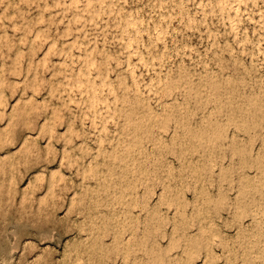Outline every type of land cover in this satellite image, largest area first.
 <instances>
[{"label": "rangeland", "instance_id": "rangeland-1", "mask_svg": "<svg viewBox=\"0 0 264 264\" xmlns=\"http://www.w3.org/2000/svg\"><path fill=\"white\" fill-rule=\"evenodd\" d=\"M12 1H14V3H12ZM18 1H21V0H18ZM212 1H214V2H212ZM215 1L216 0H191V2H190V0H174V1H172V0H85V1L84 0H54V1L53 0L52 1L51 0H42V1L39 0V3H38V0H35V1L34 0H30V1L26 0V2H25V0H23L21 2H17V0H6V1L0 0V5H3V7L0 6V30H1L0 31V40H1V42H0V44H1V46H0V59H1L0 60V116H1L0 117L1 118L0 119V264H122V263L127 264V262H128V264H131V263H133V264H142V263L145 264L146 261L154 264L153 262H155L156 260H158V262L156 261L155 264L159 263V260H160L159 264H164V262H165V264L166 263L168 264L169 262L171 264H173L174 260H176L174 264H177V263H179V264L180 263H182V264H209V263L210 264H218V262H219V264H235L234 262H236V264H241V263L242 264H247V263L248 264H261V263L264 264L263 263L264 262V253L262 254V252H264V243L260 244L261 242H264V237H263V235H264V227H263L264 226V220H263L264 219V211L262 212V210H264V199L263 200L261 199L262 196H264V184H263L264 183V175H263L264 174V170H263L264 166H262V165H264V162H263L264 158L262 160V157H264V155H261L262 153H264V151H263L264 148H261V146L264 147L263 146V144H264L263 143L264 142V137H263L264 136L263 135L264 134L263 133V131H264V122H263L264 99L263 98L264 97L262 98V96H264V90H263V88H264L263 87L264 86V79H263L264 78V72H263V69H264V66H263L264 65V62H263L264 61V21L262 19L264 17V0H217L216 3H215ZM23 2H25V3H23ZM27 2L29 3L28 5H27ZM44 2H45V4H44ZM79 2H80V4H79ZM101 2H102V4H101ZM153 2H154V4H153ZM173 2L175 4H173ZM2 3H5V4H2ZM51 3H53V4H51ZM61 3L62 4L64 3L65 7H64V5H61ZM67 3H68V5H67ZM251 3H253L254 5H252ZM18 4H19V7H18ZM130 4H133L134 6H130ZM176 4H178V5H176ZM21 5H23V6H21ZM32 5H34L35 7L33 6V8H32ZM53 5H55V6H53ZM72 5L76 8L72 7ZM215 5H216V7H215ZM261 5H263V6H261ZM9 6H11V7H9ZM37 6H38V10L36 11ZM169 6H171V7H169ZM199 6H201V9L199 8ZM26 7H28V10ZM49 7H53V8H49ZM148 7H150V8H148ZM186 7H188V8H186ZM42 8H44V9L46 8L45 11H42ZM59 8H60V10H59ZM183 8H184V10H183ZM81 9H82V11H81ZM190 9H192V10H190ZM34 10H35V12H34ZM78 10H80V11L78 12ZM6 11L7 12L9 11V12L7 13ZM114 11H115V14L113 13ZM217 11H219V12H217ZM257 11L259 14L261 13L260 16L258 13H255ZM2 12L4 13V15L2 14ZM16 12H17V15H16ZM23 12H24V14H23ZM67 12H68V14H67ZM1 14H2V16H1ZM52 14H53V16H52ZM55 14L56 15L59 14V16H56ZM107 14L108 15L110 14L112 16H107L108 17L107 18L106 17ZM214 14H216V15H214ZM12 15H15L17 18L14 16L12 17ZM177 15H179V16H177ZM7 16H8V19H7ZM33 16H34V18H33ZM55 16L59 20H57ZM201 16H202V20H201ZM242 16H243V18H242ZM24 17L27 20V22L23 21V20H25ZM46 17H49V18H46ZM65 17H67V18H65ZM87 17H89V18H87ZM112 17H113V21H112ZM187 17L189 20L187 19ZM210 17H211V19H210ZM10 18H12V19H10ZM69 18H71L70 21H69ZM28 19H29V21H28ZM34 19H36V20H34ZM46 19H48V21H46ZM49 19H50V22H49ZM51 19H52V21H51ZM77 19H80V21H79L80 23L77 21ZM88 19H90V21H89L90 23L87 21ZM17 20H19V21H17ZM107 20H108V22H107ZM256 20L258 23L256 22ZM7 21L9 22V24ZM21 21H22V23H20ZM37 21H38V24H36ZM61 21H63V23H61ZM102 21L104 22V24L102 23ZM197 21H199V22H197ZM216 21H217V23H216ZM41 22H44V23H41ZM205 22H206V24H205ZM241 22H243V23H241ZM87 23H88V25H87ZM171 23H172V25H171ZM180 23L182 24V26H180ZM250 23H252V24H250ZM30 24L32 25V27ZM60 24H61V26H60ZM83 24H84V26H83ZM94 24L96 27L94 26ZM129 24H130V26H129ZM18 25H22V27L18 26ZM26 25H27L29 30L27 29ZM35 25L36 26L38 25V26L36 27ZM49 25H50V27H49ZM57 25H59V26H57ZM64 25H65V27H64ZM216 25H218V26H216ZM52 26L55 29L54 28L52 29ZM68 26H69V28H68ZM110 26H111V28H110ZM118 26H119V28H118ZM213 26H216V29ZM220 26H222L221 27L222 29L220 28ZM9 27H11V28H9ZM19 27H21L22 30ZM81 27H82V30H81ZM151 27L154 29H151ZM176 27H178V28H176ZM72 28H73L74 33H72V31H70V30H72ZM77 28H79L80 31ZM89 28L91 30H89ZM172 28H173V30H172ZM13 29L17 30L16 31L17 33L14 32ZM47 29L50 31H48ZM255 29H257V30H255ZM259 29L261 31H259ZM64 30H65V34H64V32H62ZM93 30H94V32H93ZM29 31L30 32L33 31V33L31 32V34H30ZM46 31H47V33H46ZM88 31L90 34L88 33ZM96 31H98V33ZM18 32H19V34H18ZM48 32H50V33H48ZM53 32H56V33H54L56 36L53 35ZM100 32H101V34H100ZM206 32H207V34H206ZM178 33H179V35H178ZM181 33H183V34H181ZM199 33H201V35ZM9 34L13 35V36H10ZM15 34H18V35H15ZM45 34H47L48 37ZM81 34H83V38L81 37L82 36ZM123 34H124V36H123ZM204 34H206V35H204ZM244 34H245V36H244ZM60 35H63V36H60ZM65 35L67 37H65ZM25 36H26V38H24ZM105 36H107V37H105ZM149 36H150V38H149ZM251 36H253V37H251ZM93 37H94V39H93ZM124 37H125V39H124ZM240 37H242V38H240ZM255 37H256V39H255ZM48 38H49V40H48ZM51 38H52V40H51ZM111 38H112V40H111ZM181 38H182V40H181L182 43H184L182 45L180 42ZM188 38H189V40H188ZM197 38H198V40H197ZM7 39H8V42H7ZM45 39H47V40H45ZM106 39H109L108 40L109 42L105 41ZM145 39H146V41H145ZM165 39H166V41H165ZM236 39H237V41H236ZM87 40H89V41L87 42ZM122 41H123V43H122ZM171 41H173V42H171ZM227 41H228V43H227ZM250 41H251V43H250ZM4 42H6V43H4ZM11 42L13 43V46L12 45L9 46V43H11ZM24 42H25V44H24ZM134 42H135V44H134ZM22 43L24 45H22ZM40 43H42V44H40ZM90 43H92L93 45L95 44L96 46H93ZM172 43H174V44H172ZM216 43H218V44H216ZM241 43L243 44V46ZM26 44H27V47H26ZM34 44H37V45L35 46ZM114 44L115 45L118 44V45L115 46ZM219 44H221L222 47ZM4 45H6V46L4 47ZM20 45H22V46H20ZM39 45H40V48L38 47ZM51 45L54 48L51 47ZM160 45H161V47H160ZM162 45H164V46H162ZM194 45H196V46H194ZM224 45H225V47H223ZM77 46H78V48H77ZM188 46H190V47H188ZM209 46H210V48H209ZM238 46H239V48H238ZM6 47L8 50L6 49ZM10 47L13 51L10 50ZM13 47L15 48V50ZM36 47H38V49ZM116 47L118 48V50ZM122 47H123V49H122ZM50 48H52L53 50ZM58 48H60V49H58ZM94 48H96V51L97 50L98 51L96 52ZM102 48H104V49H102ZM174 48H176V50ZM206 48L208 49V51ZM255 48H257V49H255ZM40 49H41V51H40ZM57 49H58V51H57ZM72 49H74V50H72ZM166 49H168V50H166ZM200 49L203 51H201ZM212 49H214V51ZM81 50H83V51H81ZM163 50H164V52H163ZM170 50H171V52H170ZM218 50H220V51H218ZM249 50H252V51H249ZM4 51H6V52H4ZM26 51L29 53H27ZM55 51L59 52V54ZM113 51L115 53H113ZM235 51H237V52L235 53ZM242 51H243V53H242ZM31 52H33V53H31ZM62 52H64V53H62ZM67 52H69V53H67ZM175 52H176V54H175ZM191 52H194V53H191ZM238 52L239 53L241 52L240 55ZM30 53H31V55H30ZM53 53L55 56L53 55ZM98 53H100L101 55ZM102 53L104 56H102ZM211 53L212 54L214 53L217 55L213 54V56H212ZM246 53H248L247 56H246ZM37 54H39V55H37ZM186 54H187V56H186ZM226 54H228V55H226ZM229 54L232 56V59H234V60L229 59V57H231ZM232 54H234L235 56ZM241 54H243V55H241ZM27 55H28V59L26 58ZM67 55H70V56H67ZM116 55L118 56V58H116ZM173 55H174V57H173ZM190 55H191V57H190ZM30 56L32 57V59ZM46 56L49 58H47ZM86 56H87V58H86ZM112 56H114V57L112 58ZM137 56H138V58H137ZM203 56H204V58H203ZM214 56L215 57L219 56V57H217L216 58L217 60H216ZM236 56L238 57V59ZM241 56H242V59L240 58ZM18 57H19V59H18ZM57 57H58V60H57ZM61 57H63V58H61ZM74 57H75V59H74ZM180 57L182 60L180 59ZM258 57H259V59H258ZM104 58H106V59L104 60ZM133 58H135V59H133ZM168 58H170L169 60H171V61H169ZM211 58H213V59H211ZM21 59H22V61H21ZM131 59H133V60H131ZM246 59H247V61H246ZM78 60H80V61H78ZM120 60H122L123 62ZM200 60L202 62H199ZM229 60H230L229 64H231V65L228 64ZM106 61L108 62V65H107ZM119 61H120V65H119ZM155 61H157V62H155ZM193 61H194V63H193ZM210 61H212V62L209 63ZM244 61H245V63H244ZM57 62H58V64H57ZM70 62H72V63L70 64ZM102 62H104V63H102ZM116 62H118V65ZM184 62H185V64H184ZM215 62H216V64H215ZM224 62H225V65H224ZM73 63H74V65H73ZM220 63L223 66H221ZM5 64L6 65L8 64L7 68L5 67L6 66ZM63 64H64V66H63ZM99 64H100V66H99ZM109 64H111V65H109ZM165 64H167L168 66ZM233 64H235V67ZM11 65L13 66V68ZM57 65L59 67H61V69L58 68ZM133 65L134 66L136 65V66L134 67ZM157 65H159V66H157ZM177 65H178V67H177ZM92 66H95V67H92ZM103 66H104V69H102ZM232 66H233V68H232ZM161 67H162V69H161ZM209 67H210V69H209ZM15 68H16V70H15ZM19 68L22 71H20ZM48 68H49V70H47ZM89 68H90V70H89ZM125 68L128 69L129 71L128 70L126 71ZM150 68L152 69V71ZM188 68H190V69H188ZM193 68H195V69H193ZM244 68L248 69L249 72L247 70H245ZM63 69H64V71H63ZM111 69H113L112 72L110 71ZM123 69H125L124 72H123ZM158 69L161 71H159ZM164 69H166V71ZM183 69L185 70L184 73L187 72L185 75L182 72V71H184ZM10 70H12V71L13 70H15V71L19 70V72L18 71L15 72V73H17V75L14 74L15 75L14 76L13 75L14 71L11 73ZM71 70H72L73 74H71ZM102 70H103V72H102ZM170 70L173 71L172 72L173 74L171 73ZM215 70H216V72H215ZM222 70H225V72ZM44 71H45V74H44ZM240 71H241V73H239ZM244 71H245V73H244ZM4 72H6V74ZM53 72L55 74H53ZM62 72H63V74H62ZM120 72H121V74H120ZM176 72H178V74L180 75V78H178L179 75ZM188 72H189V74H188ZM193 72H195V73H193ZM18 73L19 74L21 73V74L19 75ZM125 73H128V74H125ZM157 73L158 74L160 73V76H158ZM174 73L178 76H175ZM234 73H238V74L235 75ZM246 73H248L247 77L246 76L244 77V75H246ZM43 74H44V77L42 76ZM57 74L58 75L60 74V75L58 76ZM194 74H198V75H194ZM218 74H219V76H218ZM81 75L84 77H82ZM203 75H206V77ZM231 75H232V77H231ZM259 75H260V77H259ZM37 76H39V77H37ZM146 76L149 77V80H148V78H146ZM189 76H192V77H189ZM194 76H196L197 79H196V77L194 79ZM207 76H208V80H206ZM220 76H221V79H219ZM224 76H225V78H223ZM229 76H230V78H228ZM168 77L169 78L171 77V78L169 79ZM243 77H244V79H243ZM67 78H68V80H67ZM140 78H142V79H140ZM189 78L192 79L193 83L194 82L195 83L197 82V83L191 84L192 82ZM204 78H206V79L204 80ZM70 79H71V81H70ZM159 79H160V82H159ZM173 79H179L180 81H178V80L176 81ZM183 79L184 80L186 79V80L184 81ZM227 79H228V82H231L230 84H226ZM234 79H235V82L233 84ZM19 80H20V82H18ZM43 80L45 83L42 84ZM116 80H118L117 83H116ZM171 80H172V82H171ZM202 80H204V81H202ZM221 80H222V83L220 82ZM253 80H254V83H253ZM256 80H258L259 82ZM35 81H36V84H34ZM39 81L40 82L42 81L40 83L41 85L39 84ZM167 81H168V84L166 85ZM182 81H184L183 84H185V86L182 85V83H181ZM198 81H200V82H198ZM205 81H206V85H205ZM261 81L263 82L262 83L263 85L260 84ZM49 82H52V83H49ZM140 82H141V84H140ZM177 82L179 84H177ZM186 82H187V84H186ZM208 82H209V84H208ZM224 82H225V84H224ZM2 83L5 85H6V83H8L9 86L6 85V87H7L6 88L5 85H3L5 87L4 88L2 86ZM23 83H24V85H22ZM74 83H77V84H74ZM170 83H172V85ZM200 83H202V84H200ZM211 83H212V85H210ZM217 83H220V85H218V86L215 85ZM118 84L121 86L120 88L118 87L119 86ZM188 84H191V85L188 86ZM221 84L222 85L224 84V85L222 86ZM245 84L247 86L249 85L251 88H249V86L248 87L245 86ZM35 85H36V87H35ZM107 85H108V87H107ZM115 85L117 86V88ZM161 85H162V87H161ZM164 85H165V87H164ZM192 85L193 86L195 85V86L193 87ZM200 85L202 87L201 89L199 88ZM214 85H215V89L216 88H217V90L219 89L218 91H212V90H215L213 88ZM131 86H133V87H131ZM142 86H144V87H142ZM166 86H168V87H166ZM176 86H177V88H176ZM191 86H192V88H191L192 94L189 91V88ZM210 86H211V88H210ZM228 86H230L231 88ZM15 87L18 88V90ZM37 87H38V89H37ZM153 87H155V88H153ZM196 87H197V89L199 88V90H197ZM35 88L37 90H35ZM82 88H83V90H82ZM138 88H140V89H138ZM147 88H149V89L147 90ZM159 88H161V89H159ZM166 88L170 92H168L166 90ZM4 89H6V90H4ZM25 89H27V90H25ZM127 89L128 90L130 89L131 91L130 90L128 91ZM175 89H176V91H175ZM181 89H183V91ZM192 89L196 90V91H193ZM227 89H229L230 93L228 92ZM232 89H233V91H232ZM14 90H15V92H14ZM124 90H125V92H124ZM136 90H137V93H135ZM223 90L226 93H224ZM241 90H242V92H240ZM35 91L37 94L34 93ZM43 91L45 93H43ZM58 91H59V93H58ZM65 91H67V92H65ZM104 91H105V94H104ZM110 91H111V93H109ZM203 91L205 93H203ZM211 91H212V93H211ZM219 91H220V93H219ZM251 91H254V93ZM260 91H261V94H260ZM72 92L74 95L72 94ZM119 92L122 94V96H119V94H120ZM129 92H130V94H129ZM131 92H133V93H131ZM164 92L170 93V94L166 93L169 96V98H168V96H166V94L164 96ZM175 92H178L179 94L175 93ZM208 92H209V95H206ZM214 92H216V93L218 92L217 96H220L221 98L220 97L217 98L216 94ZM222 92L224 94L223 96H221ZM233 92H235L236 94L235 93L231 94ZM66 93H67V95H66ZM182 93H184V94L182 95ZM188 93H189V95H188ZM137 94H139V95H137ZM155 94H156V96H155ZM158 94H160V95H158ZM196 94L199 95V97ZM10 95L11 96L15 95V96L13 98H11ZM48 95H49V97H48ZM135 95H136V97L139 98V100L135 99L136 98ZM147 95H149V96H147ZM157 95H158V97H157ZM161 95H163V96H161ZM171 95H173V96H171ZM190 95H192V96L190 97ZM254 95H258V96H254ZM112 96H113V98H111ZM226 96H228V97L226 98ZM231 96L233 97V99H231L232 98ZM240 96H242L246 100H244V99L242 100V98ZM252 96H254L255 98L254 97H253L254 99L251 98ZM192 97H194L196 99H194ZM259 97L262 98V100ZM125 98H127V102L125 101L126 100ZM131 98H133V99H131ZM188 98H191V101H189L190 99H188ZM201 98H202V100H201ZM228 98L230 99L229 103H228V100H229ZM110 99H112V100H110ZM222 99H223V103H221ZM250 99H252V100L250 101ZM256 99L257 100L259 99L260 101L259 100L257 101ZM161 100H163V101L161 102ZM211 100H213V101H211ZM247 100L249 103L250 102L256 103V101H257V103L259 102V104L257 105V103L256 104L250 103V105H249V104H246ZM113 101H115V102L113 103ZM144 101H145V103H144ZM166 101H168V102H166ZM171 101L172 102L176 101L178 103L174 104V103H171ZM194 101H195V103H194ZM204 101H206L205 103H208V104L210 103V104L209 105L205 104ZM217 101H220V102H217ZM231 101H232V103H231ZM99 102H100V104H99ZM156 102H157V104H156ZM233 102L235 104H237V106L234 105ZM238 102L241 104H239ZM18 103H19V106H18ZM67 103H68V105H67ZM119 103H121V104H119ZM125 103H128V105L126 104V106H125ZM192 103H193V105L189 106ZM197 103L198 104L200 103L201 105L203 103V106H200V104L198 106ZM216 103L218 105L219 104L220 105L219 106L215 105ZM8 104L11 106H9ZM123 104H124V106H122ZM129 104L131 107H129ZM143 104H144V106H146L145 108L148 109V111L144 110L145 108H144ZM165 104L166 105L168 104L169 107L168 106L167 107L169 109L166 107ZM211 104H213V105H211ZM223 104L227 107V110ZM227 104L228 105L230 104V106H228ZM1 105H2V107H1ZM6 105L8 107H6ZM148 105H149L150 109L153 110L152 112H150L151 110H149ZM177 105H178V107H177ZM196 105L198 106V109L200 111L197 109ZM240 105H241V108H240ZM244 105H246V107L248 106V108H246ZM121 106H122V108L123 107L124 108L122 109ZM127 106H128V109H127ZM137 106H139V107H137ZM186 106H187V109L189 108L188 110H186ZM231 106H233L234 108L233 107L231 108ZM250 106L254 109L250 108ZM261 106L263 107V109H260V108H262ZM65 107L68 110L64 109ZM202 107L204 109H205V107H208V108H206V110L204 111V109ZM34 108H35V110H34ZM43 108H45V109H43ZM71 108H73L75 111ZM176 108L177 109L179 108V111L176 110ZM211 108H213V109H211ZM229 108H230L231 112L228 111ZM237 108H240V109H237ZM77 109H78V111H77ZM180 109L184 110L183 112L181 111L182 112V119H180L181 113L179 115ZM190 109L191 110L193 109L192 110V111H194L193 113L196 112V116H195V114L193 116V113H192V111L190 112ZM221 109H222V111H220ZM241 109H242L243 113L240 112L241 113L240 114L239 111H241ZM258 109H260V110L258 111ZM142 110H144L146 113L149 112V114L148 113L146 114ZM237 110H239V111H237ZM244 110L246 112L245 113L246 115L244 114ZM249 110H250V113L248 112ZM33 111L34 112L36 111L35 114H33L34 113ZM63 111H65V112H63ZM70 111H71V113H70ZM85 111H87V112H85ZM154 111H155V114H154ZM160 111H162V112H160ZM197 111H199V112H197ZM212 111L213 112L215 111V113H212ZM1 112L4 114L2 115ZM38 112H39V114H38ZM60 112H62V113H60ZM68 112H69V114H68ZM163 112L166 113V117L164 116ZM176 112L178 113V115ZM185 112H186V115H185ZM221 112H222V114H221ZM170 113H172V114L170 115ZM228 113H230L231 115H232V113H235L237 115L233 114L231 116ZM253 113H256V114L254 115ZM257 113L260 114V115L258 114V116L261 118L257 117ZM139 114H141V115H139ZM223 114H224V116H223ZM29 115H31V117ZM67 115H68V117H67ZM148 115H149V117H148ZM172 115H174V116H172ZM225 115H226V117H225ZM15 116H16V118H15ZM58 116H59V118H57ZM92 116H93L94 120L92 119ZM158 116L162 117V118L164 117L165 119H161ZM188 116L191 119L193 117L194 118L196 117V118L193 119V121H191V119L188 118ZM207 116H210V117H208V120H207ZM233 116H235V117H233ZM2 117L3 118L5 117L4 120L5 119L6 120L4 121ZM186 117H187V119H186ZM237 117H238V119H237ZM13 118L16 119L15 120L16 122L15 121L12 122ZM41 118H42V120H40ZM83 118H85V119H83ZM129 118L131 120H128ZM183 118L185 121L183 120ZM224 118H225V120H224ZM55 119L57 122L55 121ZM140 119H141V121L139 122ZM157 119H159V120H157ZM201 119H204V120H201ZM218 119L222 120V121H219ZM226 119H229L230 121L226 120ZM234 119L235 120L240 119V120L238 122L236 121V124H235ZM243 119H244V121H242ZM247 119H248L247 122H249V124L245 121ZM260 119H262V121ZM34 120L36 122H33ZM59 120L60 121L64 120L66 125L63 121L61 123ZM206 120L210 122L209 128H208V124L206 125V123H209V122H206ZM249 120H251V121H249ZM136 121H137V123H136ZM187 121H188V123H187ZM225 121H226V124H225ZM253 121H254V123H252ZM21 122H22V125H21ZM167 122L171 123V124L173 123L172 126L170 124H168ZM179 122L180 123L182 122V123L180 124ZM230 122H232V124ZM258 122H259V124H258ZM56 123L58 126L57 125L54 126V124H56ZM59 123H61L62 125L60 124V126H59ZM133 123H134V125H133ZM157 123H159V124L157 125ZM194 123H195V125H194ZM199 123H201V124H199ZM202 123H204V124H202ZM217 123H219V124H217ZM255 123H257V124H255ZM90 124H92V125H90ZM137 124H138V126H137ZM164 124H166V127H164ZM214 124L218 125L217 128H215ZM228 124L231 126H229ZM233 124H235L236 126ZM240 124H241L242 128H241ZM253 124H254V126L256 125L257 127L254 128ZM12 125L14 127H12ZM73 125H75V126H73ZM204 125H206V126L204 127ZM223 125L228 127V129L226 130L223 127ZM232 125H233V128H232ZM259 125H261V126H259ZM25 126L27 129L25 128ZM33 126H36V127L33 128ZM145 126H146L147 130L145 129ZM156 126L157 127L160 126V127L157 128ZM175 126H177V129L178 128L179 129L177 130ZM195 126H196V128H195ZM199 126H200V129H199ZM252 126H253V129H252ZM53 127H54V129H53ZM153 127H154V130H153ZM221 127H223L224 129H221ZM9 128H11V129H9ZM44 128H45V130H44ZM174 128H175V131H174ZM183 128H184V130H183ZM191 128H194L195 130L192 129L193 131H191ZM219 128H220V131L218 132V134H215L214 131H216V130L218 131ZM244 128L247 129L246 134L244 133V130H243ZM250 128H251L252 132H249ZM18 129H19V131H18ZM29 129H31V130H29ZM42 129L44 131H42ZM73 129H74V131H73ZM81 129H82V131H81ZM150 129H152V130H150ZM158 129H159V131L157 132ZM210 129H212L213 131H211ZM258 129H259V132H258ZM2 130H4V131H2ZM70 130H71V132H70ZM137 130H139V131H137ZM180 130H182L181 131L182 134H181ZM204 130H206L207 132H205ZM224 130L227 134H225ZM162 131L163 132L165 131V132L159 134V132H162ZM167 131H168V133H167ZM202 131H204L207 134L209 132V134L211 136L208 134V136L205 137L207 134H204V137H202V134L204 133V132L202 133ZM238 131H240V132H238ZM10 132H12V133H10ZM43 132L44 133L48 132V133H45V135H44ZM72 132L73 133L75 132L74 135ZM223 132L225 135L220 136L219 134H221V133L223 134ZM230 132H231V134H230ZM242 132L244 133V135H242ZM196 133H197V135H196ZM252 133H254V134H252ZM255 133H256V136H254ZM1 134H2V136H1ZM40 134H43L44 137H43V135H40ZM70 134L72 136H70ZM103 134H105V135H103ZM108 134H110V135L108 136ZM188 134H189V136H188ZM212 134H213L214 138L216 137L215 139L212 138ZM232 134H233V136H231ZM235 134L236 135L238 134V135L236 136ZM248 134H250V135H248ZM142 135L144 138L142 137ZM145 135H146V137H145ZM215 135H218V136H215ZM259 135L261 137H259ZM4 136H6V138L7 137L8 138L7 139L3 138ZM135 136L138 139H135ZM138 136H140V137H138ZM190 136L191 137L194 136V139L192 138L191 140H189L191 138ZM253 136H254L255 140L252 138ZM12 137H14V138H12ZM176 137H178L179 140ZM182 137H183L184 141H183ZM195 137H197V138H195ZM232 137H233L234 141L232 140ZM11 138H12V140H11ZM59 138H61L60 142L57 141V139L59 140ZM62 138H63V142L61 143ZM76 138H78V139L76 140ZM139 138L141 139V141H138V143H137V140H139ZM221 138H225L224 143L222 141L224 139L221 140ZM236 138L238 141L236 140ZM198 139H199V141H198ZM208 139L211 140L210 141L211 143L207 142ZM219 139L221 141H219ZM10 140H11V142H10ZM68 140H69V143H68ZM123 140H124V142H123ZM193 140L196 142H194ZM217 140H218V143H217ZM243 140H244V142H243ZM246 140L251 141L252 144L250 145L251 142H248ZM252 140H254V144H253ZM7 141H9V142H7ZM14 141H16L15 144H14ZM30 141L32 144L30 143ZM172 141H173V143L171 144ZM203 141H206V142H204V145H203ZM235 141L237 144L235 143ZM26 142H28V143H26ZM74 142H76V143H74ZM131 142H133V144H131ZM191 142L192 143L194 142V143L192 144ZM6 143H9V145L6 146ZM134 143H136V144H134ZM188 143H189V145H188ZM220 143L224 145V146L222 145V148L220 147L221 146ZM228 143H229V146H228ZM241 143H242V146H241ZM3 144H5V145H3ZM184 144H186V145H184ZM194 144H196V145H194ZM233 144L235 147L230 146ZM239 144H240V146H239ZM244 144L245 145L247 144L248 148ZM256 144H258V145H256ZM22 145H24V147ZM84 145H85V147H84ZM152 145H154V146H152ZM168 145H172V146L168 147ZM199 145H200V147H199ZM207 145H209V146H207ZM236 145L238 148L236 147ZM100 146H101V148H100ZM107 146H110V147L108 148ZM157 146H159V147H157ZM253 146H255V147L252 149L251 147H253ZM33 147H34V149H33ZM125 147H126V149H125ZM154 147H155L156 151H157V149H159V150L161 149V151H160L161 153L159 152V150L156 153ZM211 147L213 149H211ZM218 147L220 148V150L223 149L224 151H222V150L219 151ZM229 147H231V148H229ZM115 148H116V150H115ZM119 148H120V150H119ZM144 148H145V150L142 151V149H144ZM233 148H235V150ZM241 148L244 149L245 151L241 150ZM20 149L22 151H20ZM32 149H33V151H32ZM79 149L82 150V152ZM131 149H133L134 152L131 151ZM165 149H166V151L167 150H169V151L166 152ZM191 149H195V151H193V150L190 151ZM202 149H204V150H202ZM205 149H206V151H205ZM214 149H215V151H214ZM17 150H18V152H17ZM26 150H28L29 153ZM36 150H37V152H36ZM41 150H42V152H41ZM126 150H130V151L126 152ZM170 150H171V152H170ZM229 150H231V151L228 152ZM250 150L253 152L252 153L247 152ZM257 150H260L261 152L257 151ZM71 151H73V153ZM180 151L182 152V154L180 153ZM197 151H199V152H197ZM200 151L201 152L203 151V153H201ZM235 151H236V153H235ZM24 152H25V154H24ZM44 152H45V154H44ZM85 152H86V154H85ZM120 152H121V155H119ZM130 152H133V157H131ZM162 152H165V154L167 153V155H166L167 157L164 156L165 154ZM195 152H197L196 153L197 156H196ZM204 152L205 153L207 152L206 153L207 155H205V156L202 155V154H205ZM211 152L213 153V156H212ZM218 152H219V154H218ZM237 152L238 153L244 152L242 154L245 156H242L241 153L237 154ZM105 153H107V154L105 155ZM159 153H160V155H159ZM179 153L181 155H178ZM183 153H184V155H183ZM215 153H217V154L215 155ZM230 153L232 156L229 155ZM256 153L257 154L259 153V154L257 155ZM72 154H73V156H72ZM112 154H114V156L116 155L115 158ZM129 154H130V156H129ZM150 154H151V156H150ZM171 154H173V156ZM147 155H148V157H147ZM154 155H156V156H154ZM182 155L184 156V158ZM199 155L200 156L202 155V156L200 157ZM240 155H241V158L239 157ZM249 155H250V157H252V159L248 161ZM259 155H261V157H259ZM180 156L182 159L180 158ZM111 157L114 159H112ZM124 157H125V159H124ZM138 157H140V158H138ZM160 157H162V161H161ZM204 157H207V158L204 159ZM212 157H214V158H212ZM223 157H226V159ZM231 157L234 158L236 163L234 160L232 161L233 158L231 159ZM243 157H245V158H243ZM255 157L256 158L259 157L262 161L259 158H258V160L254 159ZM110 158H111V161H113L112 163L109 161ZM122 158H123V161H121ZM164 158H165V160L170 159L169 161L168 160L166 161L167 162L166 167H165L166 163L164 162L165 161ZM199 158H200V160H199ZM218 158L221 161H219ZM246 158H247V160H246ZM158 159H159V162L161 161L160 163L158 162ZM178 159H180L181 162H180V160L178 161ZM211 159H213V160H211ZM155 160L157 161L156 163L154 162ZM194 160H196V162ZM225 160H227V161H225ZM229 160L231 161V163L233 165H231ZM252 160H253V162H252ZM259 160H260V162H262L261 165L259 163ZM187 161H188V163H187ZM243 161H244V163L241 164V162H243ZM122 162H124V163L121 165ZM214 162L216 163V165ZM221 162H223V164ZM245 162L248 163V165L250 164V166L252 165L253 167L251 166V168H250V166H248ZM182 163H183L184 167L187 166V168L188 167L189 168L188 169L186 168L187 169L186 170L184 167H182L183 166ZM191 163H193V164L191 165ZM199 163H200V165H199ZM202 163H203V166H202ZM211 163H212V165H211ZM124 164H125L124 167H127V172L129 171L128 172L129 174H127L125 168L123 170ZM189 164H190V166H188ZM244 164H246V167H244L245 166ZM253 164H255V165H253ZM143 165H146V166H144L145 168L143 167ZM227 166L228 167L230 166V168H227L228 170L226 169ZM142 167H143V169H142ZM172 167L175 168L174 171H173ZM257 167H259L260 169L259 168L257 169ZM137 168H139V169L134 171ZM158 168H159V171H158ZM197 168H199V169H197ZM223 168H224V172H222ZM119 169H120V172H119ZM160 169H163V170L161 171ZM182 169H183V171H185L187 173L186 174L182 173L183 172ZM190 169L191 170L193 169V171H190ZM208 169H210V171ZM220 169H221V171H220ZM198 170H200V172ZM207 170H208V172H207ZM225 170H226V172H225ZM253 170H254V172H253ZM260 170L263 172L262 173L263 178L261 176ZM121 171H123V172L121 173ZM143 171H144V174H143ZM213 171H214V173H213ZM242 171H244V172H242ZM153 172L156 174H154ZM193 172H195V173H193ZM196 172H198V173H196ZM218 172H222L223 174H221V173L219 174ZM238 172H239L238 175H235V176L233 175V174H237ZM145 173H147V174H145ZM177 173H178V175H177ZM199 173H201L200 176L202 178L199 177ZM216 173H218V175ZM150 174H152L153 176ZM161 174H163V175L165 174V175L163 176ZM173 174H174V176H173ZM195 174H196V176H195ZM210 174H211V176H210ZM230 174L233 176L231 177ZM245 174H246L248 179L246 178V176L244 177ZM247 174H249V175H247ZM205 175H207L209 177H207ZM223 175L226 177L224 180H222L223 177L221 178V176H223ZM239 175H241V177H238ZM141 176H142V178H141ZM170 176H171V178H169ZM254 176L259 178V179H256ZM154 177L158 178V179H155ZM161 177H163L164 180ZM177 177L180 181L177 179ZM181 177L182 178L186 177L185 178L186 180L182 179ZM237 177L240 179H238ZM127 178H128V180H127ZM137 178L139 180H137ZM151 178H153V179H151ZM165 178H167V179L165 180ZM210 178L213 179V181L215 179V181L212 182V180ZM230 178H232V180ZM251 178L253 180H251ZM199 179L202 181L201 184H200L201 181ZM220 179L222 180V182ZM226 179H228L230 181L227 182ZM159 180L161 182L160 185H159ZM194 180H195V182H194ZM235 180L238 181V183L235 182ZM241 180H243V182ZM246 180H248V181L251 180V181H249L250 184ZM150 181H153L154 183L150 182ZM168 181H170V182H168ZM191 181H192V183H190ZM210 181H211V184H210ZM147 182H149V184H147L149 186V188H148V186L145 185ZM186 182H188V183H186ZM219 182H220V184H219ZM252 182H253V184H251ZM169 183H170V185H168ZM173 183H174V185H173ZM177 183H179V184H177ZM181 183H183V184L180 185ZM217 183H218V185H217ZM223 183H225V184H223ZM234 183H235V185L233 186ZM239 183H241V184L243 183L242 184V186L244 185L243 190L245 188L247 191L241 190L242 186H241V184L239 185ZM245 183L248 184V187H246L247 185ZM12 184H14V185H12ZM184 184H186V185H184ZM229 184L231 187L227 186ZM237 184H238V186H237ZM191 185L193 188L191 187ZM193 185H195V186H193ZM219 185L221 186L223 191ZM139 186H141V187H139ZM182 186H184V187H182ZM218 186L220 189L218 188ZM224 186H225V188H223ZM125 187L127 188V190ZM131 187H133V188H131ZM136 187H138V188L134 189ZM204 187H206L207 189ZM227 187H229L232 190H230ZM238 187H239V190H238ZM256 187H259V188H256ZM261 187H263V189ZM128 188L134 190V191L131 190L134 192V193L131 192V193H133V197H134L133 200L134 201H130L131 198H133V197H131V195H130L131 193L129 192L130 189H128ZM145 188H147V190ZM180 188H182V189H180ZM198 188H200V190ZM215 188H216V190L218 189L217 192H216ZM139 189H141V190L139 191ZM179 189L181 191L183 190L182 191L183 193ZM203 189H205V190H203ZM178 190L180 192H177ZM254 190L255 191L261 190L262 191V192L259 191V194L262 195V196L261 195L259 196V199L257 198L259 195L257 193L258 191L255 192ZM125 191H127L128 193H126ZM159 191L161 192L162 197L160 196ZM231 191H233L234 193ZM141 192H143V193H141ZM204 192L207 193V195ZM239 192H241V193L243 192L242 195H240L241 193H239ZM252 192H253V194H252ZM229 193H231V194H229ZM208 194H210V195H208ZM137 195H139V196H137ZM152 195L154 196V198ZM178 195H179V197H176ZM192 195H194L196 198H193L194 196L192 197ZM236 195H239V196H236ZM165 196H167V197H165ZM173 196H175L176 198H174ZM197 196H199V197L197 198ZM203 196H205V197H203ZM235 196L238 199H235ZM243 196L246 198V201H244L245 198H243ZM246 196L247 197L250 196V197L247 198ZM253 196L256 199L253 200L251 198ZM169 197H170V199H169ZM201 197H202V199H201ZM206 197L208 200L205 199ZM220 197L221 198L224 197V198L221 199ZM126 198H128V199H126ZM178 198H180V199H178ZM218 198L221 199V201ZM226 198L228 201L226 200ZM228 198L230 199L231 202L229 201ZM137 199L138 200L140 199L139 200L140 202ZM163 199H165V200L167 199L168 202L167 201L163 202ZM182 199L185 201H183ZM194 199H195V201H194ZM196 199H197V202H196ZM147 200H150V202H148ZM174 200H176V201H174ZM215 200L218 202H216ZM240 200H242V201H240ZM259 200L262 201V203L261 202H260V204H259V202L257 203V201H259ZM128 201H129V203H127ZM135 201H137V202H135ZM186 201H187V203H185ZM248 201H249V205H248ZM252 201H254V202H252ZM255 201H256V203H255ZM130 202L133 203L135 208H134V206L130 207L131 206ZM162 202L164 205L161 204ZM182 202L184 203L185 206H186V204H188V205L185 207V206L181 205V204H183ZM189 202L191 204H189ZM202 202H203V204H199ZM213 202L216 203L215 208H214ZM244 202H246V203H244ZM197 203L199 205H197ZM241 203L244 205V207ZM129 204H130V206H129ZM145 204H147V206ZM211 204H213V205H211ZM220 204L222 205V208H221ZM240 204L242 205V207ZM245 204H247V205H245ZM258 204H259V208H258ZM200 205L204 206V208L203 207L200 208ZM229 205H230V207H229ZM176 206H178L179 209L175 208ZM180 206H182V208H180ZM198 206L200 209L197 208ZM208 206H212V207H208ZM217 206H219L220 208ZM225 206L228 207V209H226ZM148 207H150V208H148ZM131 208H133V209H131ZM154 208H156V209L154 210ZM183 208H185V209H183ZM193 208L194 209L196 208V209L194 210ZM240 208L241 209L243 208V209L240 211ZM249 208L251 210H249ZM149 209L152 211H150ZM197 209L199 210V212L198 211L196 212ZM201 209H202V211H201ZM215 209H216V211H219V212H216ZM237 209L239 211H237ZM139 210H140V212H139ZM153 210H154V212H153ZM165 210L167 211V213ZM176 210H179V211H176ZM131 212H133V213H131ZM174 212H175V214H174ZM176 212H178V213H176ZM245 212H246V217L244 216V219H243V215H245ZM248 212L249 213L251 212V213L249 214ZM137 213L139 214L140 217H138ZM141 213H143V214H141ZM153 213L154 214L157 213L158 215L157 214L154 215ZM196 213H197V215H196ZM256 213L259 216L256 217ZM259 213H261L263 217ZM134 214H136V216H134ZM160 214L162 215V218H161V216H159ZM166 214L168 217L166 216ZM172 214H173V217H172ZM207 214L208 215L211 214V215H209V217H208ZM146 215H149V217ZM151 215H152V217H151ZM186 215H188V216L186 217ZM240 215H241V218H239ZM133 216H134V218H133ZM141 216H142V218H141ZM153 216H154V218H153ZM155 216L158 218V221H157V218ZM250 216H252L253 218ZM260 216H261V219H260ZM235 217L236 218L238 217L239 219L238 218L237 219L239 221H235V220H237ZM147 218H149V220L152 223L149 222ZM171 218H172V220H171ZM193 218L194 219L199 218V220L195 219V221H194ZM213 218H214V220H213ZM130 219H133V220H130ZM136 219H138L137 222L135 221ZM167 219H168V221H167ZM175 219H176V221H174ZM177 219H178V221H177ZM184 219H185V221H184ZM207 219L209 221L208 224H207ZM142 220H143V222H142ZM160 220H161V224H163L162 226L159 223ZM202 220H204V221H202ZM229 220L231 221V223ZM131 221H135V222H133L134 224L131 223ZM162 221L164 223H162ZM172 221H173V224H172ZM179 221H181V223H179ZM129 222H130V224L128 225ZM155 222H157V223H155ZM185 222H186V225H185ZM192 222H193V224H192ZM197 222H198V224H197ZM201 222H202V225L199 224ZM149 223H150V225H148ZM194 223L197 225H195ZM235 223L237 225H235ZM261 223H262V225H261ZM137 224H139V225H137ZM182 224H183V226H182ZM250 224H251V226H250ZM134 225H135V227H134ZM188 225H189V227H188ZM190 225L191 226L194 225L193 226L194 228L191 227ZM210 225H212L214 227H210ZM222 225L225 229H223ZM126 226H128L129 228L128 227L126 228ZM154 226H155V230H153ZM163 226H164V228H163ZM201 226H202V228H201ZM228 226H229V228H228ZM258 226L260 227L259 228L260 230L258 229ZM130 227H133V228H130ZM145 227L146 228L149 227L148 230L152 227L150 229L151 232H150V230L149 231L147 229L145 230ZM218 227H219V229H216ZM232 227H234V228L232 229ZM252 227H253L254 231H253ZM124 228L126 230H124ZM136 228H137V233L134 232V231H136L135 230ZM143 228H144V230H143ZM157 228H158V230H160L159 232H158ZM159 228H162L163 230L159 229ZM171 228H172V231H171ZM188 228H189V231H187ZM197 228H200V229L198 230ZM241 228H243V229H241ZM129 229L131 231H129ZM209 229H210V231H209ZM173 230H175L177 232L180 231V232L175 233V231H173ZM196 230L198 231V233L200 231V233L194 234ZM206 230H207V232H206ZM216 230H217V232L218 231L219 232L217 233ZM145 231H148L149 233L145 232ZM245 231H246V233H245ZM257 231L258 232L261 231V232L258 233ZM130 232H131V234H129ZM138 232H140V233H138ZM154 232L155 233L157 232V233L155 234ZM161 232L165 233V237H164L163 233L161 234ZM172 232H173V235L171 234ZM186 232L188 233V235ZM201 232H203L204 235H201V234H203ZM208 232L210 234H212L213 236L209 235ZM252 232L255 233V235ZM123 233H125V234H123ZM146 233H148L149 235ZM150 233H152V234H150ZM134 235H136V236H134ZM138 235L141 237H139ZM154 235H156L155 238H154ZM177 235L179 238L177 237ZM192 235L194 238L192 237ZM235 235H236V241L238 239L237 242L235 241V238H234ZM252 235L254 238L256 236V238L254 239L252 237ZM121 236L122 237L125 236L126 238L123 237L124 239H122ZM142 236L145 239L142 238ZM168 236H170V237L168 238ZM189 236L191 238H188ZM202 236H204L205 238L204 237L202 238ZM244 236H245V238H243ZM119 237L121 238L120 242H118L120 240ZM130 237H131V239H133L131 241H134L135 243H131ZM133 237H135V238H133ZM157 237H159V238H157ZM181 237H182V239H181ZM200 237H201V239H200ZM257 237H262V238H257ZM183 238H185V239L183 240ZM196 238H198L200 240V243L197 244L198 240ZM241 238H243V240ZM137 239H138V241H137ZM139 239H141V241L142 240L143 241L141 242ZM151 239L153 241L154 246L152 245ZM166 239H168L167 240L168 242L166 241ZM179 239H181L182 242H176V241H180ZM220 239L221 240L223 239V241H221ZM258 239L261 242H259ZM154 240H156V242ZM171 240H173V242L175 241V243H179V244L174 245L175 243H171L172 242ZM187 240L191 241V242L189 243ZM194 240H195V244H197V245L194 244L195 247H193L191 245L194 243ZM224 240H225V242H224ZM229 240H231V241L229 242ZM122 241L125 243L127 242V243L125 244ZM145 241L147 243H144ZM161 241H163V242H161ZM201 241L203 243L205 241V243L203 244ZM206 241H207V243H206ZM208 241H209V244H208ZM218 241H220V242H218ZM251 241L255 242V244L253 242L251 243ZM129 242L131 245L129 244ZM137 242L138 243L141 242V244L139 243L140 245L138 244V246H137ZM157 242H159V243H157ZM184 242L186 245L184 244ZM213 242H214V245H213ZM221 242H223V243H221ZM227 242H228V245H227L228 247L226 246ZM142 243H143V245H142ZM169 243H170L171 251H170L169 247H167V246H169ZM180 243H182V245ZM187 243H188V245H187ZM134 244H136V245H134ZM144 244H146L145 245L146 247L144 246ZM202 244H203V246H202ZM211 244H212V246L210 247ZM222 244H225V245H222ZM246 244L247 245L249 244L248 245L249 247ZM65 245H66V247H65ZM116 245L118 246V248ZM179 245L182 247H180ZM198 245H200V246H198ZM232 245H235V247ZM240 245L242 246L243 249L239 248V247H241ZM129 246L130 247L133 246V247H131V250H130ZM152 246L154 248L152 250H154V251H151V249H150V247H152ZM178 246H179V248H178ZM185 246H186V248H185ZM191 246L193 248H191ZM224 246H226L228 249ZM134 247H135V249H134ZM138 247H140V248L138 249ZM175 247H176V249H175ZM187 247H188V249H187ZM197 247L198 248L200 247V248L198 249ZM208 247L210 248V250L209 251L205 250V248L207 249ZM221 247H224L227 250L224 251V249H222ZM124 248H126V249H124ZM145 248H147L149 250H147ZM163 248L165 249V252L163 251ZM166 249H167V251H166ZM178 249H181V251ZM189 249L191 250V252L193 254L188 252V251H190ZM193 249H194V251H192ZM250 249H253L254 251L251 250V252H249L248 250H250ZM124 250H126V251L124 252ZM199 250H201V252H199ZM243 250L244 251L247 250V251H245V253H244ZM127 251H128V253H127ZM129 251L138 252L139 255H137L138 253H135V254L131 253V252L129 253ZM156 251H157V253L159 252L161 255L157 254ZM182 251H184V252L182 253ZM122 252H123V255H122ZM145 252H147V255ZM166 252L171 254V255L168 254L169 255L168 258H167ZM185 252H187V254H185ZM205 252H207V254ZM236 252H238L237 258H235L237 256ZM125 253L127 254V256H125L126 255ZM148 253H149V255H148ZM196 253H199V254L197 255ZM233 253H234V256H233ZM246 253L248 254L246 256H248V257L250 256L249 258L245 256ZM130 254H133V256H131ZM142 254H144V255H142ZM174 254H176V255H174ZM189 254H191V256ZM251 254H252V257H251ZM128 255H130V256H128ZM192 255L195 257L193 258ZM196 255L199 256L200 259H199V257H196ZM222 255H224V256H222ZM230 255H232V256H230ZM258 255H261V256H258ZM122 256H123V258H122ZM134 256H135V258H134ZM158 256H160L161 259ZM174 256L177 257L178 259L175 258ZM188 256L192 257V259L189 258ZM240 256H243V257L245 256L246 258L244 257V259H242L243 257H240ZM143 257H145V259ZM170 257H172L171 258L172 260L170 259ZM165 258L167 260L169 259L168 262L165 260ZM180 258H181V260H180ZM185 258H187V259H185ZM224 258H227V259H224ZM239 258H241V259H239ZM128 259H129V261H128ZM154 259H155V261H153ZM183 259H185V260H183ZM188 259H191L190 260L191 262L189 261L190 263L188 262ZM206 259H208V260H206ZM124 260H125V262H124ZM138 260H139V262H137ZM199 260H201V262ZM213 260L215 262H213ZM225 260H226V262H225ZM240 260H241V262H240ZM251 261H253V262H251ZM134 262H136V263H134ZM184 262H186V263H184ZM227 262H229V263H227ZM146 264H148V263H146Z\"/></svg>", "mask_w": 264, "mask_h": 264}, {"label": "bare ground", "instance_id": "bare-ground-1", "mask_svg": "<svg viewBox=\"0 0 264 264\" xmlns=\"http://www.w3.org/2000/svg\"><path fill=\"white\" fill-rule=\"evenodd\" d=\"M5 1H6V0H5ZM21 1H23V0H21ZM21 1H18V0H17V2H21ZM29 1H30V0H29ZM34 1H35V0H34ZM41 1H42V0H41ZM51 1H52V0H51ZM53 1H54V0H53ZM84 1H85V0H84ZM172 1H174V0H172ZM1 2H2V1H1ZM25 2H26V0H25ZM25 2H23V3H25ZM97 2H98V1H97ZM125 2H126V1H125ZM139 2H140V1H139ZM165 2H166V1H165ZM190 2H191V0H190ZM190 2H189V3H190ZM196 2H197V1H196ZM210 2H211V1H210ZM212 2H214V1H212ZM216 2H217V0L215 1V3H216ZM12 3H14V1H12ZM38 3H39V0H38ZM53 3H54V2H53ZM53 3H51V4H53ZM56 3H57V2H56ZM58 3H59V2H58ZM85 3H86V2H85ZM134 3H135V2H134ZM141 3H142V2H141ZM141 3H140V4H141ZM186 3H187V2H186ZM207 3H208V2H207ZM207 3H206V4H207ZM215 3H214V4H215ZM220 3H221V2H220ZM249 3H250V2H249ZM2 4H5V3H2ZM21 4H22V3H21ZM28 4H29V3L27 2V5H28ZM36 4H37V3H36ZM44 4H45V2H44ZM65 4H66V3H65ZM79 4H80V2H79ZM101 4H102V2H101ZM153 4H154V2H153ZM163 4H164V3H163ZM173 4H175V3L173 2ZM190 4H191V3H190ZM251 4L254 5L253 3H251ZM55 5H56V4H55ZM55 5H53V6H55ZM57 5H58V4H57ZM61 5H64V3H63V4L61 3ZM67 5H68V3H67ZM74 5H75V4H74ZM104 5H105V4H104ZM157 5H158V4H157ZM176 5H178V4H176ZM0 6L3 7V5H0ZM14 6H15V5H14ZM21 6H23V5H21ZM24 6H25V5H24ZM33 6H34V5H32V8H33ZM41 6H42V5H41ZM69 6H70V5H69ZM69 6H68V7H69ZM125 6H126V5H125ZM130 6H134V5H133V4H130ZM153 6H154V5H153ZM160 6H161V5H160ZM207 6H208V5H207ZM228 6H229V5H228ZM261 6H263V5H261ZM2 7H1V8H2ZM9 7H11V6H9ZM18 7H19V4H18ZM34 7H35V6H34ZM59 7H60V6H59ZM64 7H65V5H64ZM72 7H74V6L72 5ZM85 7H86V6H85ZM114 7H115V6H114ZM123 7H124V6H123ZM145 7H146V6H145ZM154 7H155V6H154ZM164 7H165V6H164ZM169 7H171V6H169ZM215 7H216V5H215ZM253 7H254V6H253ZM256 7H257V6H256ZM259 7H260V6H259ZM26 8H27V10H28V7H26ZM47 8H48V7H47ZM49 8H53V7H49ZM69 8H70V7H69ZM74 8H76V7H74ZM79 8H80V7H79ZM126 8H127V7H126ZM148 8H150V7H148ZM161 8H162V7H161ZM186 8H188V7H186ZM191 8H192V7H191ZM199 8L201 9V6H199ZM249 8H250V7H249ZM45 9H46V8H45ZM45 9L42 8V11H45ZM55 9H56V8H55ZM86 9H87V8H86ZM91 9H92V8H91ZM105 9H106V8H105ZM170 9H171V8H170ZM208 9H209V8H208ZM208 9H207V10H208ZM218 9H219V8H218ZM15 10H16V9H15ZM37 10H38V6H37L36 11H37ZM59 10H60V8H59ZM69 10H70V9H69ZM72 10H73V9H72ZM74 10H75V9H74ZM143 10H144V9H143ZM159 10H160V9H159ZM165 10H166V9H165ZM171 10H172V9H171ZM183 10H184V8H183ZM190 10H192V9H190ZM215 10H216V9H215ZM226 10H227V9H226ZM17 11H18V10H17ZM21 11H22V10H21ZM54 11H55V10H54ZM67 11H68V10H67ZM79 11H80V10H78V12H79ZM81 11H82V9H81ZM86 11H87V10H86ZM92 11H93V10H92ZM120 11H121V10H120ZM125 11H126V10H125ZM141 11H142V10H141ZM259 11H260V10H259ZM6 12H7V11H6ZM8 12H9V11H8ZM8 12H7V13H8ZM27 12H28V11H27ZM34 12H35V10H34ZM70 12H71V11H70ZM70 12H69V13H70ZM183 12H184V11H183ZM217 12H219V11H217ZM242 12H243V11H242ZM245 12H246V11H245ZM18 13H19V12H18ZM28 13H29V12H28ZM58 13H59V12H58ZM81 13H82V12H81ZM113 13L115 14V11H114ZM120 13H121V12H120ZM150 13H151V12H150ZM192 13H193V12H192ZM194 13H195V12H194ZM220 13H221V12H220ZM246 13H247V12H246ZM255 13H258V11L255 12ZM2 14L4 15L3 12H2ZM2 14H1V16H2ZM23 14H24V12H23ZM43 14H44V13H43ZM56 14H57V13H56ZM56 14H55V15H56ZM67 14H68V12H67ZM67 14H66V15H67ZM114 14H113V15H114ZM117 14H118V13H117ZM148 14H149V13H148ZM212 14H213V13H212ZM243 14H244V13H243ZM247 14H248V13H247ZM251 14H252V13H251ZM258 14H259V13H258ZM260 14H261V13H260ZM260 14H259V16H260ZM16 15H17V12H16ZM27 15H28V14H27ZM64 15H65V14H64ZM135 15H136V14H135ZM196 15H197V14H196ZM214 15H216V14H214ZM221 15H222V14H221ZM256 15H257V14H256ZM13 16L16 17L15 15H12V17H13ZM52 16H53V14H52ZM56 16H59V14L56 15ZM56 16H55V17H56ZM67 16H68V15H67ZM88 16H89V15H88ZM93 16H94V15H93ZM107 16H112V15H110V14L108 15V14H107L106 17H107ZM136 16H137V15H136ZM177 16H179V15H177ZM244 16H245V15H244ZM247 16H248V15H247ZM253 16H254V15H253ZM21 17H22V16H21ZM49 17H50V16H49ZM49 17H46V18H49ZM61 17H62V16H61ZM145 17H146V16H145ZM175 17H176V16H175ZM194 17H195V16H194ZM212 17H213V16H212ZM215 17H216V16H215ZM16 18H17V17H16ZM16 18H15V19H16ZM33 18H34V16H33ZM53 18H54V17H53ZM65 18H67V17H65ZM87 18H89V17H87ZM93 18H94V17H93ZM100 18H101V17H100ZM107 18H108V17H107ZM118 18H119V17H118ZM173 18H174V17H173ZM177 18H178V17H177ZM242 18H243V16H242ZM3 19H4V18H3ZM7 19H8V16H7ZM10 19H12V18H10ZM24 19H25V17H24ZM56 19L59 20L57 17H56ZM74 19H75V18H74ZM80 19H81V18H80ZM80 19H77V21L79 22ZM84 19H85V18H84ZM114 19H115V18H114ZM161 19H162V18H161ZM168 19H169V18H168ZM187 19H188V17H187ZM204 19H205V18H204ZM208 19H209V18H208ZM210 19H211V17H210ZM249 19H250V18H249ZM262 19H263V21H264V17H263ZM19 20H20V19H19ZM19 20H17V21H19ZM25 20H26V19H25ZM25 20H23V21H24V22H27V20H26V21H25ZM34 20H36V19H34ZM54 20H55V19H54ZM60 20H61V19H60ZM62 20H63V19H62ZM70 20H71V18H69V21H70ZM99 20H100V19H99ZM145 20H146V19H145ZM185 20H186V19H185ZM188 20H189V19H188ZM201 20H202V16H201ZM205 20H206V19H205ZM217 20H218V19H217ZM28 21H29V19H28ZM40 21H41V20H40ZM46 21H48V19H46ZM51 21H52V19H51ZM87 21L89 22L90 19H88ZM87 21H86V22H87ZM103 21H104V20H103ZM103 21H102V23L104 24ZM112 21H113V17H112ZM173 21H174V20H173ZM209 21H210V20H209ZM211 21H212V20H211ZM228 21H229V20H228ZM248 21H249V20H248ZM248 21H247V22H248ZM7 22H8V21H7ZM34 22H35V21H34ZM49 22H50V19H49ZM59 22H60V21H59ZM74 22H75V21H74ZM74 22H73V23H74ZM107 22H108V20H107ZM107 22H106V23H107ZM197 22H199V21H197ZM250 22H251V21H250ZM253 22H254V21H253ZM256 22H257V20H256ZM20 23H22V21H21ZM41 23H44V22H41ZM41 23H40V24H41ZM47 23H48V22H47ZM52 23H53V22H52ZM56 23H57V22H56ZM61 23H63V21H61ZM70 23H71V22H70ZM75 23H76V22H75ZM75 23H74V24H75ZM79 23H80V22H79ZM89 23H90V22H89ZM109 23H110V22H109ZM109 23H108V24H109ZM143 23H144V22H143ZM151 23H152V22H151ZM188 23H189V22H188ZM216 23H217V21H216ZM241 23H243V22H241ZM257 23H258V22H257ZM261 23H262V22H261ZM1 24H2V23H1ZM8 24H9V22H8ZM33 24H34V23H33ZM36 24H38V21L36 22ZM49 24H50V23H49ZM53 24H54V23H53ZM66 24H67V23H66ZM76 24H77V23H76ZM100 24H101V23H100ZM110 24H111V23H110ZM122 24H123V23H122ZM193 24H194V23H193ZM205 24H206V22H205ZM220 24H221V23H220ZM250 24H252V23H250ZM30 25H31V24H30ZM47 25H48V24H47ZM77 25H78V24H77ZM81 25H82V24H81ZM87 25H88V23H87ZM96 25H97V24H96ZM111 25H112V24H111ZM116 25H117V24H116ZM171 25H172V23H171ZM171 25H170V26H171ZM210 25H211V24H210ZM213 25H214V24H213ZM222 25H223V24H222ZM229 25H230V24H229ZM229 25H228V26H229ZM240 25H241V24H240ZM243 25H244V24H243ZM259 25H260V24H259ZM18 26H21V27H22V25H18ZM18 26H17V27H18ZM35 26H36V25H35ZM37 26H38V25H37ZM37 26H36V27H37ZM44 26H45V25H44ZM54 26H55V25H54ZM57 26H59V25H57ZM60 26H61V24H60ZM75 26H76V25H75ZM83 26H84V24H83ZM94 26H95V24H94ZM119 26H120V25H119ZM119 26H118V28H119ZM129 26H130V24H129ZM180 26H182L181 23H180ZM184 26H185V25H184ZM206 26H207V25H206ZM216 26H218V25H216ZM216 26H213V27H215V29H216ZM228 26H227V27H228ZM249 26H250V25H249ZM255 26H256V25H255ZM6 27H7V26H6ZM21 27H19V28L21 29ZM26 27H27V25H26ZM31 27H32V25H31ZM40 27H41V26H40ZM49 27H50V25H49ZM64 27H65V25H64ZM71 27H72V26H71ZM90 27H91V26H90ZM95 27H96V26H95ZM97 27H98V26H97ZM107 27H108V26H107ZM210 27H211V26H210ZM221 27H222V26H220V28H221ZM259 27H260V26H259ZM9 28H11V27H9ZM15 28H16V27H15ZM15 28H14V29H15ZM46 28H47V27H46ZM46 28H45V29H46ZM53 28H54V27L52 26V29H53ZM59 28H60V27H59ZM68 28H69V26H68ZM104 28H105V27H104ZM110 28H111V26H110ZM110 28H109V29H110ZM113 28H114V27H113ZM116 28H117V27H116ZM143 28H144V27H143ZM173 28H174V27H173ZM173 28H172V30H173ZM176 28H178V27H176ZM189 28H190V27H189ZM204 28H205V27H204ZM257 28H258V27H257ZM14 29H13V30H14ZM16 29H17V28H16ZM27 29H28V27H27ZM41 29H42V28H41ZM45 29H44V30H45ZM54 29H55V28H54ZM77 29H79V28H77ZM95 29H96V28H95ZM106 29H107V28H106ZM151 29H154V28L151 27ZM151 29H150V30H151ZM187 29H188V28H187ZM202 29H203V28H202ZM221 29H222V28H221ZM226 29H227V28H226ZM230 29H231V28H230ZM230 29H229V30H230ZM21 30H22V29H21ZM28 30H29V29H28ZM28 30H27V31H28ZM47 30H48V29H47ZM60 30H61V29H60ZM75 30H76V29H75ZM81 30H82V27H81ZM83 30H84V29H83ZM89 30H91V29L89 28ZM96 30H97V29H96ZM107 30H108V29H107ZM113 30H114V29H113ZM116 30H117V29H116ZM179 30H180V29H179ZM200 30H201V29H200ZM243 30H244V29H243ZM255 30H257V29H255ZM0 31H1V30H0ZM11 31H12V30H11ZM11 31H10V32H11ZM16 31H17V30H14V32H16ZM19 31H20V30H19ZM48 31H50V30H48ZM56 31H57V30H56ZM66 31H67V30H66ZM68 31H69V30H68ZM70 31H72V33H74V32H73V28H72V30H70ZM77 31H78V30H77ZM79 31H80V29H79ZM100 31H101V30H100ZM104 31H105V30H104ZM175 31H176V30H175ZM188 31H189V30H188ZM193 31H194V30H193ZM226 31H227V30H226ZM226 31H225V32H226ZM240 31H241V30H240ZM259 31H261V30L259 29ZM262 31H263V30H262ZM22 32H23V31H22ZM29 32H30V31H29ZM29 32H28V33H29ZM31 32L33 33V31H31ZM31 32H30V34H31ZM44 32H45V31H44ZM60 32H61V31H60ZM62 32H64V34H65V30L62 31ZM82 32H83V31H82ZM93 32H94V30H93ZM93 32H92V33H93ZM96 32L98 33V31H96ZM116 32H117V31H116ZM152 32H153V31H152ZM154 32H155V31H154ZM177 32H178V31H177ZM189 32H190V31H189ZM198 32H199V31H198ZM208 32H209V31H208ZM221 32H222V31H221ZM223 32H224V31H223ZM227 32H228V31H227ZM231 32H232V31H231ZM248 32H249V31H248ZM16 33H17V32H16ZM26 33H27V32H26ZM40 33H41V32H40ZM40 33H39V34H40ZM46 33H47V31H46ZM48 33H50V32H48ZM51 33H52V32H51ZM54 33H56V32H53V35H55ZM68 33H69V32H68ZM70 33H71V32H70ZM88 33H89V31H88ZM108 33H109V32H108ZM117 33H118V32H117ZM232 33H233V32H232ZM232 33H231V34H232ZM2 34H3V33H2ZM18 34H19V32H18ZM18 34H15V35H18ZM89 34H90V33H89ZM100 34H101V32H100ZM110 34H111V33H110ZM114 34H115V33H114ZM181 34H183V33H181ZM190 34H191V33H190ZM199 34L201 35V33H199ZM206 34H207V32H206ZM206 34H204V35H206ZM212 34H213V33H212ZM218 34H219V33H218ZM226 34H227V33H226ZM241 34H242V33H241ZM3 35H4V34H3ZM9 35H10V34H9ZM9 35H8V36H9ZM45 35L47 36V34H45ZM49 35H50V34H49ZM57 35H58V34H57ZM66 35H67V34H66ZM66 35H65V37H67ZM81 35H82L81 37L83 38V34H81ZM87 35H88V34H87ZM118 35H119V34H118ZM178 35H179V33H178ZM184 35H185V34H184ZM208 35H209V34H208ZM4 36H5V35H4ZM10 36H13V35H10ZM26 36H27V35H26ZM26 36H25L24 38H26ZM29 36H30V35H29ZM40 36H41V35H40ZM55 36H56V35H55ZM60 36H63V35H60ZM84 36H85V35H84ZM101 36H102V35H101ZM123 36H124V34H123ZM145 36H146V35H145ZM164 36H165V35H164ZM167 36H168V35H167ZM193 36H194V35H193ZM196 36H197V35H196ZM218 36H219V35H218ZM227 36H228V35H227ZM244 36H245V34H244ZM14 37H15V36H14ZM27 37H28V36H27ZM30 37H31V36H30ZM47 37H48V36H47ZM105 37H107V36H105ZM105 37H104V38H105ZM108 37H109V36H108ZM110 37H111V36H110ZM153 37H154V36H153ZM168 37H169V36H168ZM172 37H173V36H172ZM198 37H199V36H198ZM206 37H207V36H206ZM229 37H230V36H229ZM238 37H239V36H238ZM238 37H237V38H238ZM251 37H253V36H251ZM17 38H18V37H17ZM70 38H71V37H70ZM86 38H87V37H86ZM97 38H98V37H97ZM102 38H103V37H102ZM112 38H113V37H112ZM112 38H111V40H112ZM114 38H115V37H114ZM149 38H150V36H149ZM195 38H196V37H195ZM216 38H217V37H216ZM218 38H219V37H218ZM224 38H225V37H224ZM231 38H232V37H231ZM240 38H242V37H240ZM245 38H246V37H245ZM61 39H62V38H61ZM63 39H64V38H63ZM65 39H66V38H65ZM84 39H85V38H84ZM93 39H94V37H93ZM99 39H100V38H99ZM124 39H125V37H124ZM147 39H148V38H147ZM153 39H154V38H153ZM174 39H175V38H174ZM219 39H220V38H219ZM255 39H256V37H255ZM14 40H15V39H14ZM36 40H37V39H36ZM45 40H47V39H45ZM45 40H44V41H45ZM48 40H49V38H48ZM51 40H52V38H51ZM82 40H83V39H82ZM108 40H109V39H106L105 41H108ZM111 40H110V41H111ZM158 40H159V39H158ZM171 40H172V39H171ZM181 40H182V38L180 39V42H181V45H182V44H184V43H182ZM188 40H189V38H188ZM197 40H198V38H197ZM211 40H212V39H211ZM26 41H27V40H26ZM88 41H89V40H87V42H88ZM101 41H102V40H101ZM115 41H116V40H115ZM145 41H146V39H145ZM160 41H161V40H160ZM165 41H166V39H165ZM191 41H192V40H191ZM191 41H190V42H191ZM195 41H196V40H195ZM205 41H206V40H205ZM236 41H237V39H236ZM236 41H235V42H236ZM238 41H239V40H238ZM247 41H248V40H247ZM0 42H1V40H0ZM7 42H8V39H7ZM9 42H10V41H9ZM40 42H41V41H40ZM70 42H71V41H70ZM82 42H83V41H82ZM97 42H98V41H97ZM108 42H109V41H108ZM119 42H120V41H119ZM119 42H118V43H119ZM162 42H163V41H162ZM171 42H173V41H171ZM183 42H184V41H183ZM213 42H214V41H213ZM221 42H222V41H221ZM232 42H233V41H232ZM262 42H263V41H262ZM4 43H6V42H4ZM11 43H12V42H11ZM11 43H9V46H10V45L13 46V43H12V44H11ZM20 43H21V42H20ZM37 43H38V42H37ZM56 43H57V42H56ZM66 43H67V42H66ZM66 43H65V44H66ZM71 43H72V42H71ZM76 43H77V42H76ZM104 43H105V42H104ZM110 43H111V42H110ZM122 43H123V41H122ZM165 43H166V42H165ZM223 43H224V42H223ZM227 43H228V41H227ZM227 43H226V44H227ZM236 43H237V42H236ZM250 43H251V41H250ZM18 44H19V43H18ZM24 44H25V42H24ZM24 44L22 43V45H24ZM40 44H42V43H40ZM46 44H47V43H46ZM65 44H64V45H65ZM74 44H75V43H74ZM79 44H80V43H79ZM90 44H92V43H90ZM96 44H97V43H96ZM115 44H116V43H115ZM115 44H114V45H115ZM134 44H135V42H134ZM168 44H169V43H168ZM172 44H174V43H172ZM213 44H214V43H213ZM216 44H218V43H216ZM226 44H225V45H226ZM237 44H238V43H237ZM241 44H242V43H241ZM241 44H240V45H241ZM262 44H263V43H262ZM22 45H20V46H22ZM34 45L36 46L37 44H34ZM60 45H61V44H60ZM64 45H63V46H64ZM76 45H77V44H76ZM76 45H75V46H76ZM92 45H93V44H92ZM100 45H101V44H100ZM108 45H109V44H108ZM117 45H118V44H117ZM117 45H115V46H117ZM120 45H121V44H120ZM210 45H211V44H210ZM219 45L221 46V44H219ZM225 45H224L223 47H225ZM235 45H236V44H235ZM247 45H248V44H247ZM249 45H250V44H249ZM257 45H258V44H257ZM260 45H261V44H260ZM0 46H1V44H0ZM5 46H6V45H4V47H5ZM35 46H34V47H35ZM63 46H62V47H63ZM78 46H79V45H78ZM78 46H77V48H78ZM86 46H87V45H86ZM93 46H96V45L94 44ZM162 46H164V45H162ZM194 46H196V45H194ZM204 46H205V45H204ZM214 46H215V45H214ZM229 46H230V45H229ZM242 46H243V44H242ZM26 47H27V44H26ZM38 47L40 48V45H39ZM38 47H36V48L38 49ZM46 47H47V46H46ZM51 47H53V46L51 45ZM72 47H73V46H72ZM79 47H80V46H79ZM83 47H84V46H83ZM83 47H82V48H83ZM87 47H88V46H87ZM110 47H111V46H110ZM113 47H114V46H113ZM120 47H121V46H120ZM143 47H144V46H143ZM160 47H161V45H160ZM188 47H190V46H188ZM201 47H202V46H201ZM215 47H216V46H215ZM217 47H218V46H217ZM221 47H222V46H221ZM226 47H227V46H226ZM13 48H14V47H13ZM41 48H42V47H41ZM53 48H54V47H53ZM63 48H64V47H63ZM80 48H81V47H80ZM116 48H117V47H116ZM155 48H156V47H155ZM209 48H210V46H209ZM212 48H213V47H212ZM238 48H239V46H238ZM244 48H245V47H244ZM262 48H263V47H262ZM6 49H7V47H6ZM28 49H29V48H28ZM50 49H52V48H50ZM55 49H56V48H55ZM58 49H60V48H58ZM58 49H57V51H58ZM94 49H95V51H96V48H94ZM94 49H93V50H94ZM102 49H104V48H102ZM122 49H123V47H122ZM125 49H126V48H125ZM143 49H144V48H143ZM162 49H163V48H162ZM174 49L176 50V48H174ZM186 49H187V48H186ZM206 49H207V48H206ZM228 49H229V48H228ZM255 49H257V48H255ZM2 50H3V49H2ZM7 50H8V49H7ZM10 50H12L11 47H10ZM14 50H15V48H14ZM26 50H27V49H26ZM52 50H53V49H52ZM67 50H68V49H67ZM72 50H74V49H72ZM93 50H92V51H93ZM108 50H109V49H108ZM111 50H112V49H111ZM117 50H118V48H117ZM146 50H147V49H146ZM157 50H158V49H157ZM160 50H161V49H160ZM166 50H168V49H166ZM172 50H173V49H172ZM191 50H192V49H191ZM200 50H201V49H200ZM212 50L214 51V49H212ZM224 50H225V49H224ZM12 51H13V50H12ZM29 51H30V50H29ZM40 51H41V49H40ZM57 51H55V52H57ZM68 51H69V50H68ZM78 51H79V50H78ZM81 51H83V50H81ZM81 51H80V52H81ZM95 51H94V52H95ZM97 51H98V50H97ZM97 51H96V52H97ZM102 51H103V50H102ZM154 51H155V50H154ZM201 51H203V50H201ZM207 51H208V49H207ZM218 51H220V50H218ZM249 51H252V50H249ZM249 51H248V52H249ZM4 52H6V51H4ZM26 52H27V51H26ZM70 52H71V51H70ZM75 52H76V51H75ZM123 52H124V51H123ZM163 52H164V50H163ZM170 52H171V50H170ZM229 52H230V51H229ZM229 52H228V53H229ZM233 52H234V51H233ZM236 52H237V51H235V53H236ZM256 52H257V51H256ZM27 53H29V52H27ZM31 53H33V52H31ZM31 53H30V55H31ZM51 53H52V52H51ZM57 53L59 54V52H57ZM62 53H64V52H62ZM67 53H69V52H67ZM100 53H101V52H100ZM100 53H98V54H100ZM113 53H115V52L113 51ZM154 53H155V52H154ZM191 53H194V52H191ZM205 53H206V52H205ZM230 53H231V52H230ZM238 53H239V52H238ZM240 53H241V52H240ZM240 53H239V55H240ZM242 53H243V51H242ZM244 53H245V52H244ZM257 53H258V52H257ZM43 54H44V53H43ZM81 54H82V53H81ZM81 54H80V55H81ZM96 54H97V53H96ZM116 54H117V53H116ZM119 54H120V53H119ZM165 54H166V53H165ZM173 54H174V53H173ZM175 54H176V52H175ZM198 54H199V53H198ZM211 54H212V53H211ZM213 54H214V53H213ZM213 54H212V56H213ZM222 54H223V53H222ZM247 54H248V53H246V56H247ZM260 54H261V53H260ZM13 55H14V54H13ZM24 55H25V54H24ZM37 55H39V54H37ZM37 55H36V56H37ZM53 55H54V53H53ZM56 55H57V54H56ZM76 55H77V54H76ZM100 55H101V54H100ZM106 55H107V54H106ZM133 55H134V54H133ZM146 55H147V54H146ZM166 55H167V54H166ZM178 55H179V54H178ZM203 55H204V54H203ZM214 55H217V54H214ZM226 55H228V54H226ZM229 55H230V54H229ZM232 55H234V54H232ZM239 55H238V56H239ZM241 55H243V54H241ZM18 56H19V55H18ZM54 56H55V55H54ZM63 56H64V55H63ZM67 56H70V55H67ZM102 56H104L103 53H102ZM125 56H126V55H125ZM147 56H148V55H147ZM147 56H146V57H147ZM168 56H169V55H168ZM168 56H167V57H168ZM175 56H176V55H175ZM186 56H187V54H186ZM197 56H198V55H197ZM219 56H220V55H219ZM219 56H217V57H219ZM230 56H231V55H230ZM234 56H235V55H234ZM248 56H249V55H248ZM253 56H254V55H253ZM258 56H259V55H258ZM30 57H31V56H30ZM37 57H38V56H37ZM46 57H47V56H46ZM72 57H73V56H72ZM75 57H76V56H75ZM75 57H74V59H75ZM113 57H114V56H112V58H113ZM130 57H131V56H130ZM173 57H174V55H173ZM190 57H191V55H190ZM214 57H215V56H214ZM217 57H215V59H216ZM221 57H222V56H221ZM228 57H229V56H228ZM236 57H237V56H236ZM243 57H244V56H243ZM255 57H256V56H255ZM3 58H4V57H3ZM15 58H16V57H15ZM26 58L28 59V55H27ZM47 58H49V57H47ZM47 58H46V59H47ZM51 58H52V57H51ZM61 58H63V57H61ZM86 58H87V56H86ZM102 58H103V57H102ZM112 58H111V59H112ZM116 58H118L117 55H116ZM125 58H126V57H125ZM137 58H138V56H137ZM163 58H164V57H163ZM175 58H176V57H175ZM198 58H199V57H198ZM203 58H204V56H203ZM206 58H207V57H206ZM240 58L242 59V56H241ZM4 59H5V58H4ZM7 59H8V58H7ZM18 59H19V57H18ZM31 59H32V57H31ZM65 59H66V58H65ZM76 59H77V58H76ZM80 59H81V58H80ZM105 59H106V58H104V60H105ZM133 59H135V58H133ZM133 59H131V60H133ZM169 59H170V58H168V60H169ZM171 59H172V58H171ZM177 59H178V58H177ZM180 59H181V57H180ZM211 59H213V58H211ZM218 59H219V58H218ZM224 59H225V58H224ZM229 59L234 60V59H232V56L229 57ZM237 59H238V57H237ZM237 59H236V60H237ZM258 59H259V57H258ZM0 60H1V59H0ZM57 60H58V57H57ZM113 60H114V59H113ZM165 60H166V59H165ZM165 60H164V61H165ZM181 60H182V59H181ZM189 60H190V59H189ZM201 60H202V59H201ZM201 60H200L199 62H202ZM204 60H205V59H204ZM216 60H217V59H216ZM219 60H220V59H219ZM7 61H8V60H7ZM11 61H12V60H11ZM21 61H22V59H21ZM24 61H25V60H24ZM66 61H67V60H66ZM70 61H71V60H70ZM78 61H80V60H78ZM78 61H77V62H78ZM115 61H116V60H115ZM120 61H122V60H120ZM120 61H119V65H120ZM141 61H142V60H141ZM151 61H152V60H151ZM157 61H158V60H157ZM157 61H155V62H157ZM169 61H171V60H169ZM187 61H188V60H187ZM190 61H191V60H190ZM194 61H195V60H194ZM194 61H193V63H194ZM238 61H239V60H238ZM246 61H247V59H246ZM249 61H250V60H249ZM255 61H256V60H255ZM5 62H6V61H5ZM9 62H10V61H9ZM27 62H28V61H27ZM41 62H42V61H41ZM49 62H50V61H49ZM92 62H93V61H92ZM106 62H107V61H106ZM106 62H105V63H106ZM122 62H123V61H122ZM159 62H160V61H159ZM162 62H163V61H162ZM211 62H212V61H210L209 63H211ZM216 62H217V61H216ZM216 62H215V64H216ZM219 62H220V61H219ZM229 62H230V60L228 61V64H229ZM250 62H251V61H250ZM263 62H264V61H263ZM13 63H14V62H13ZM15 63H16V62H15ZM28 63H29V62H28ZM53 63H54V62H53ZM65 63H66V62H65ZM71 63H72V62H70V64H71ZM102 63H104V62H102ZM116 63H117V65H118V62H116ZM116 63H115V64H116ZM140 63H141V62H140ZM175 63H176V62H175ZM222 63H223V62H222ZM232 63H233V62H232ZM234 63H235V62H234ZM244 63H245V61H244ZM247 63H248V62H247ZM256 63H257V62H256ZM35 64H36V63H35ZM46 64H47V63H46ZM51 64H52V63H51ZM57 64H58V62H57ZM75 64H76V63H75ZM78 64H79V63H78ZM111 64H112V63H111ZM111 64H109V65H111ZM125 64H126V63H125ZM157 64H158V63H157ZM171 64H172V63H171ZM177 64H178V63H177ZM184 64H185V62H184ZM186 64H187V63H186ZM190 64H191V63H190ZM195 64H196V63H195ZM205 64H206V63H205ZM5 65H6V64H5ZM7 65H8V64H7ZM7 65L5 66L6 68L8 67ZM40 65H41V64H40ZM40 65H39V66H40ZM59 65H60V64H59ZM73 65H74V63H73ZM93 65H94V64H93ZM104 65H105V64H104ZM107 65H108V62H107ZM126 65H127V64H126ZM126 65H125V66H126ZM141 65H142V64H141ZM165 65H167V64H165ZM206 65H207V64H206ZM220 65H221V63H220ZM224 65H225V62H224ZM229 65H231V64H229ZM233 65H234V67H235V64H233ZM257 65H258V64H257ZM9 66H10V65H9ZM11 66H12V65H11ZM30 66H31V65H30ZM41 66H42V65H41ZM45 66H46V65H45ZM45 66H44V67H45ZM54 66H55V65H54ZM57 66H58V65H57ZM63 66H64V64H63ZM66 66H67V65H66ZM90 66H91V65H90ZM99 66H100V64H99ZM115 66H116V65H115ZM123 66H124V65H123ZM123 66H122V67H123ZM128 66H129V65H128ZM133 66H134V65H133ZM135 66H136V65H135ZM135 66H134V67H135ZM157 66H159V65H157ZM157 66H156V67H157ZM167 66H168V65H167ZM185 66H186V65H185ZM221 66H223V65H221ZM239 66H240V65H239ZM254 66H255V65H254ZM263 66H264V65H263ZM263 66H262V67H263ZM17 67H18V66H17ZM32 67H33V66H32ZM52 67H53V66H52ZM68 67H69V66H68ZM74 67H75V66H74ZM92 67H95V66H92ZM177 67H178V65H177ZM182 67H183V66H182ZM186 67H187V66H186ZM190 67H191V66H190ZM226 67H227V66H226ZM228 67H229V66H228ZM243 67H244V66H243ZM245 67H246V66H245ZM248 67H249V66H248ZM255 67H256V66H255ZM259 67H260V66H259ZM6 68H5V69H6ZM12 68H13V66H12ZM58 68L61 69V67H59V66H58ZM63 68H64V67H63ZM75 68H76V67H75ZM101 68H102V67H101ZM110 68H111V67H110ZM110 68H109V69H110ZM114 68H115V67H114ZM118 68H119V67H118ZM127 68H128V67H127ZM151 68H152V67H151ZM151 68H150V69H151ZM154 68H155V67H154ZM165 68H166V67H165ZM170 68H171V67H170ZM179 68H180V67H179ZM196 68H197V67H196ZM202 68H203V67H202ZM207 68H208V67H207ZM207 68H206V69H207ZM213 68H214V67H213ZM220 68H221V67H220ZM232 68H233V66H232ZM241 68H242V67H241ZM19 69H20V68H19ZM23 69H24V68H23ZM27 69H28V68H27ZM31 69H32V68H31ZM38 69H39V68H38ZM41 69H42V68H41ZM54 69H55V68H54ZM84 69H85V68H84ZM94 69H95V68H94ZM102 69H104V66H103ZM125 69H126V68H125ZM125 69H123V72H124ZM138 69H139V68H138ZM155 69H156V68H155ZM161 69H162V67H161ZM166 69H167V68H166ZM166 69H164V70L166 71ZM172 69H173V68H172ZM184 69H185V68H184ZM184 69H183V70H184ZM188 69H190V68H188ZM191 69H192V68H191ZM193 69H195V68H193ZM200 69H201V68H200ZM209 69H210V67H209ZM221 69H222V68H221ZM223 69H224V68H223ZM242 69H243V68H242ZM244 69H245V68H244ZM255 69H256V68H255ZM261 69H262V68H261ZM7 70H8V69H7ZM15 70H16V68H15ZM15 70H13L14 72H13L12 70H10V72H11V73L13 72V75H14V74L17 75V73H15V72H17V71L19 72V70H17V71H15ZM47 70H49V68H48ZM89 70H90V68H89ZM114 70H115V69H114ZM127 70H128V69H126V71H127ZM158 70H159V69H158ZM175 70H176V69H175ZM202 70H203V69H202ZM228 70H229V69H228ZM231 70H232V69H231ZM245 70H247V71L249 72L248 69H245ZM259 70H260V69H259ZM20 71H22V70L20 69ZM32 71H33V70H32ZM40 71H41V70H40ZM63 71H64V69H63ZM96 71H97V70H96ZM96 71H95V72H96ZM98 71H99V70H98ZM110 71L112 72L113 69H111ZM128 71H129V70H128ZM151 71H152V69H151ZM159 71H161V70H159ZM170 71H171V70H170ZM179 71H180V70H179ZM181 71H182V70H181ZM205 71H206V70H205ZM222 71L225 72V70H222ZM241 71H242V70H241ZM241 71H240L239 73H241ZM247 71H246V72H247ZM1 72H2V71H1ZM8 72H9V71H8ZM23 72H24V71H23ZM38 72H39V71H38ZM41 72H42V71H41ZM91 72H92V71H91ZM102 72H103V70H102ZM114 72H115V71H114ZM172 72H173V71H171V73H172ZM182 72H183L184 75L187 73V72L184 73L185 70L182 71ZM189 72H190V71H189ZM189 72H188V74H189ZM200 72H201V71H200ZM200 72H199V73H200ZM208 72H209V71H208ZM215 72H216V70H215ZM220 72H221V71H220ZM226 72H227V71H226ZM229 72H230V71H229ZM263 72H264V69H263ZM4 73L6 74V72H4ZM30 73H31V72H30ZM56 73H57V72H56ZM92 73H93V72H92ZM109 73H110V72H109ZM176 73L178 74V72H176ZM193 73H195V72H193ZM196 73H197V72H196ZM206 73H207V72H206ZM211 73H212V72H211ZM244 73H245V71H244ZM256 73H257V72H256ZM18 74H19V73H18ZM20 74H21V73H20ZM20 74H19V75H20ZM22 74H23V73H22ZM44 74H45V71H44ZM44 74L42 75L43 77H44ZM53 74H55V73L53 72ZM62 74H63V72H62ZM71 74H73V73H72V70H71ZM118 74H119V73H118ZM120 74H121V72H120ZM125 74H128V73H125ZM145 74H146V73H145ZM157 74H158V73H157ZM172 74H173V73H172ZM174 74H175V73H174ZM209 74H210V73H209ZM213 74H214V73H213ZM219 74H220V73H219ZM219 74H218V76H219ZM225 74H226V73H225ZM234 74L236 75V74H238V73H234ZM247 74H248V73H246V75H244V77H245V76L247 77ZM258 74H259V73H258ZM15 75H14V76H15ZM19 75H18V76H19ZM57 75H58V74H57ZM59 75H60V74H59ZM59 75H58V76H59ZM89 75H90V74H89ZM178 75H179V74H178ZM178 75L175 74V76H178ZM184 75H183V76H184ZM191 75H192V74H191ZM194 75H198V74H194ZM207 75H208V74H207ZM232 75H233V74H232ZM232 75H231V77H232ZM255 75H256V74H255ZM7 76H8V75H7ZM63 76H64V75H63ZM63 76H62V77H63ZM81 76H82V75H81ZM98 76H99V75H98ZM118 76H119V75H118ZM118 76H117V77H118ZM127 76H128V75H127ZM158 76H160V73L158 74ZM158 76H157V77H158ZM172 76H173V75H172ZM175 76H174V77H175ZM186 76H187V75H186ZM203 76L206 77V75H203ZM212 76H213V75H212ZM250 76H251V75H250ZM250 76H249V77H250ZM4 77H5V76H4ZM37 77H39V76H37ZM51 77H52V76H51ZM82 77H84V76H82ZM136 77H137V76H136ZM140 77H141V76H140ZM157 77H156V78H157ZM162 77H163V76H162ZM181 77H182V76H181ZM184 77H185V76H184ZM187 77H188V76H187ZM189 77H192V76H189ZM195 77H196V76H194V79H195ZM236 77H237V76H236ZM239 77H240V76H239ZM244 77H243V79H244ZM249 77H248V78H249ZM259 77H260V75H259ZM14 78H15V77H14ZM16 78H17V77H16ZM54 78H55V77H54ZM54 78H53V79H54ZM70 78H71V77H70ZM118 78H119V77H118ZM130 78H131V77H130ZM146 78H148V80H149V77L146 76ZM168 78H169V77H168ZM170 78H171V77H170ZM170 78H169V79H170ZM178 78H180V75H179ZM185 78H186V77H185ZM198 78H199V77H198ZM223 78H225V76H224ZM228 78H230V76H229ZM253 78H254V77H253ZM106 79H107V78H106ZM114 79H115V78H114ZM116 79H117V78H116ZM140 79H142V78H140ZM186 79H187V78H186ZM186 79H185V80H186ZM189 79H190V78H189ZM196 79H197V77H196ZM205 79H206V78H204V80H205ZM214 79H215V78H214ZM216 79H217V78H216ZM219 79H221V76L219 77ZM219 79H218V80H219ZM239 79H240V78H239ZM263 79H264V78H263ZM38 80H39V79H38ZM67 80H68V78H67ZM122 80H123V79H122ZM148 80H147V81H148ZM173 80H176V81L178 80V81H180L179 79H173ZM183 80H184V79H183ZM185 80H184V81H185ZM190 80H191V82H192V79H190ZM204 80H202V81H204ZM206 80H208V76H207V79H206ZM230 80H231V79H230ZM249 80H250V79H249ZM261 80H262V79H261ZM5 81H6V80H5ZM70 81H71V79H70ZM124 81H125V80H124ZM130 81H131V80H130ZM133 81H134V80H133ZM184 81H182L181 83H182V85L185 86V84H183ZM200 81H201V80H200ZM200 81H198V82H200ZM212 81H213V80H212ZM215 81H216V80H215ZM231 81H232V80H231ZM240 81H241V80H240ZM256 81H258V80H256ZM9 82H10V81H9ZM15 82H16V81H15ZM18 82H20V80H19ZM41 82H42V81H41ZM41 82L39 81V84H40ZM55 82H56V81H55ZM117 82H118V80H116V83H117ZM143 82H144V81H143ZM159 82H160V79H159ZM171 82H172V80H171ZM174 82H175V81H174ZM210 82H211V81H210ZM220 82L222 83V80H221ZM234 82H235V79H234V81H233V84H234ZM249 82H250V81H249ZM251 82H252V81H251ZM258 82H259V81H258ZM26 83H27V82H26ZM43 83H45L44 80H43L42 84H43ZM49 83H52V82H49ZM163 83H164V82H163ZM175 83H176V82H175ZM194 83H195V82H194ZM194 83L192 82L191 84H194ZM196 83H197V82H196ZM196 83H195V84H196ZM203 83H204V82H203ZM230 83H231V82H228V79H227L226 84H230ZM236 83H237V82H236ZM253 83H254V80H253ZM253 83H252V84H253ZM262 83H263V82L261 81L260 84H262ZM34 84H36V81L34 82ZM74 84H77V83H74ZM122 84H123V83H122ZM140 84H141V82H140ZM167 84H168V81H167L166 85H167ZM170 84L172 85V83H170ZM177 84H179V83L177 82ZM186 84H187V82H186ZM191 84H188V86L191 85ZM200 84H202V83H200ZM208 84H209V82H208ZM224 84H225V82H224ZM224 84H223V85H224ZM3 85H5V84L2 83V86H3ZM6 85H8V83H6ZM6 85H5V87H6ZM22 85H24V83H23ZM40 85H41V84H40ZM118 85H119V84H118ZM134 85H135V84H134ZM156 85H157V84H156ZM171 85H170V86H171ZM205 85H206V81H205ZM210 85H212V83H211ZM215 85L218 86V85H220V83H217V84H215ZM215 85H214V87H213L214 89H215ZM221 85H222V84H221ZM223 85H222V86H223ZM235 85H236V84H235ZM262 85H263V84H262ZM8 86H9V85H8ZM15 86H16V85H15ZM25 86H26V85H25ZM25 86H24V87H25ZM44 86H45V85H44ZM115 86H116V85H115ZM157 86H158V85H157ZM192 86H193V85H192ZM192 86L189 88L190 93H191V88H192ZM194 86H195V85H194ZM194 86H193V87H194ZM197 86H198V85H197ZM226 86H227V85H226ZM232 86H233V85H232ZM242 86H243V85H242ZM245 86H247V85L245 84ZM248 86H249V85H248ZM248 86H247V87H248ZM3 87H4V86H3ZM5 87H4V88H5ZM16 87H17V86H16ZM16 87H15V88H16ZM20 87H21V86H20ZM28 87H29V86H28ZM30 87H31V86H30ZM35 87H36V85H35ZM40 87H41V86H40ZM42 87H43V86H42ZM55 87H56V86H55ZM107 87H108V85H107ZM118 87L120 88L121 86L119 85ZM127 87H128V86H127ZM131 87H133V86H131ZM142 87H144V86H142ZM161 87H162V85H161ZM164 87H165V85H164ZM166 87H168V86H166ZM228 87H230V86H228ZM263 87H264V86H263ZM6 88H7V87H6ZM15 88H14V89H15ZM25 88H26V87H25ZM33 88H34V87H33ZM45 88H46V87H45ZM104 88H105V87H104ZM116 88H117V86H116ZM153 88H155V87H153ZM171 88H172V87H171ZM176 88H177V86H176ZM199 88H200V89L202 88L201 85H200ZM199 88L197 89V87H196L197 90H199ZM206 88H207V87H206ZM208 88H209V87H208ZM210 88H211V86H210ZM226 88H227V87H226ZM230 88H231V87H230ZM243 88H244V87H243ZM249 88H251V87L249 86ZM259 88H260V87H259ZM259 88H258V89H259ZM12 89H13V88H12ZM16 89L18 90V88H16ZM16 89H15V90H16ZM37 89H38V87H37ZM37 89L35 88V90H37ZM52 89H53V88H52ZM76 89H77V88H76ZM84 89H85V88H84ZM107 89H108V88H107ZM138 89H140V88H138ZM145 89H146V88H145ZM148 89H149V88H147V90H148ZM159 89H161V88H159ZM173 89H174V88H173ZM179 89H180V88H179ZM179 89H178V90H179ZM185 89H186V88H185ZM187 89H188V88H187ZM233 89H234V88H233ZM233 89H232V91H233ZM253 89H254V88H253ZM255 89H256V88H255ZM260 89H261V88H260ZM4 90H6V89H4ZM10 90H11V89H10ZM10 90H9V91H10ZM15 90H14V92H15ZM19 90H20V89H19ZM25 90H27V89H25ZM32 90H33V89H32ZM44 90H45V89H44ZM49 90H50V89H49ZM64 90H65V89H64ZM68 90H69V89H68ZM82 90H83V88H82ZM117 90H118V89H117ZM127 90H128V89H127ZM129 90H130V89H129ZM129 90H128V91H129ZM166 90H167V88H166ZM166 90H165V91H166ZM178 90H177V91H178ZM181 90L183 91V89H181ZM192 90H193V89H192ZM210 90H211V89H210ZM218 90H219V89H218ZM218 90H217V88H216L215 90H212V91H218ZM227 90H228V92L230 93L229 89H227ZM263 90H264V88H263ZM12 91H13V90H12ZM50 91H51V90H50ZM53 91H54V90H53ZM70 91H71V90H70ZM118 91H119V90H118ZM130 91H131V90H130ZM167 91L170 92L169 90H167ZM172 91H173V90H172ZM175 91H176V89H175ZM189 91H188V92H189ZM193 91H196V90H193ZM207 91H208V90H207ZM212 91H211V93H212ZM221 91H222V90H221ZM225 91H226V90H225ZM257 91H258V90H257ZM10 92H11V91H10ZM62 92H63V91H62ZM65 92H67V91H65ZM77 92H78V91H77ZM122 92H123V91H122ZM124 92H125V90H124ZM168 92H164V96H165L166 93H167V94H170V93H168ZM209 92H210V91H209ZM209 92H208L206 95H209ZM223 92H224V90H223ZM223 92H222V95L220 94L221 96L224 95ZM240 92H242V90H241ZM240 92H239V93H240ZM245 92H246V91H245ZM251 92L254 93V91H251ZM11 93H12V92H11ZM24 93H25V92H24ZM31 93H32V92H31ZM34 93H36V91H35ZM43 93H45V92L43 91ZM48 93H49V92H48ZM58 93H59V91H58ZM70 93H71V92H70ZM79 93H80V92H79ZM109 93H111V91H110ZM119 93H120V92H119ZM131 93H133V92H131ZM135 93H137V90H136ZM135 93H134V94H135ZM139 93H140V92H139ZM146 93H147V92H146ZM175 93H178V92H175ZM184 93H185V92H184ZM184 93H182V95H183ZM193 93H194V92H193ZM200 93H201V92H200ZM203 93H205V92L203 91ZM214 93L216 94V97H217V98L220 97V96H217L218 92H217V93L214 92ZM219 93H220V91H219ZM224 93H226V92H224ZM234 93H235V92H233V93H231V94H234ZM237 93H238V92H237ZM243 93H244V92H243ZM249 93H250V92H249ZM258 93H259V92H258ZM36 94H37V93H36ZM51 94H52V93H51ZM72 94H73V92H72ZM84 94H85V93H84ZM104 94H105V91H104ZM107 94H108V93H107ZM107 94H106V95H107ZM129 94H130V92H129ZM147 94H148V93H147ZM161 94H162V93H161ZM167 94H166V96H168ZM178 94H179V93H178ZM178 94H177V95H178ZM180 94H181V93H180ZM191 94H192V93H191ZM198 94H199V93H198ZM235 94H236V93H235ZM241 94H242V93H241ZM241 94H240V95H241ZM244 94H245V93H244ZM251 94H252V93H251ZM260 94H261V91H260ZM262 94H263V93H262ZM20 95H21V94H20ZM64 95H65V94H64ZM66 95H67V93H66ZM73 95H74V94H73ZM108 95H109V94H108ZM137 95H139V94H137ZM153 95H154V94H153ZM158 95H160V94H158ZM158 95H157V97H158ZM175 95H176V94H175ZM188 95H189V93H188ZM196 95H197V94H196ZM200 95H201V94H200ZM213 95H214V94H213ZM246 95H247V94H246ZM10 96H11V95H10ZM14 96H15V95H14ZM14 96H11V98H13ZM17 96H18V95H17ZM46 96H47V95H46ZM119 96H122V94L120 93ZM140 96H141V95H140ZM147 96H149V95H147ZM147 96H146V97H147ZM155 96H156V94H155ZM161 96H163V95H161ZM171 96H173V95H171ZM191 96H192V95H190V97H191ZM197 96L199 97V95H197ZM211 96H212V95H211ZM211 96H210V97H211ZM233 96H234V95H233ZM236 96H237V95H236ZM238 96H239V95H238ZM247 96H248V95H247ZM254 96H258V95H254ZM254 96H252L251 98H253ZM21 97H22V96H21ZM35 97H36V96H35ZM39 97H40V96H39ZM39 97H38V98H39ZM48 97H49V95H48ZM75 97H76V96H75ZM135 97H136V95H135ZM195 97H196V96H195ZM198 97H197V98H198ZM212 97H213V96H212ZM227 97H228V96H226V98H227ZM229 97H230V96H229ZM231 97H232V96H231ZM240 97L242 98V100L244 99L242 96H240ZM244 97H245V96H244ZM263 97H264V96H262V98H263ZM54 98H55V97H54ZM65 98H66V97H65ZM111 98H113V96H112ZM119 98H120V97H119ZM142 98H143V97H142ZM168 98H169V96H168ZM173 98H174V97H173ZM178 98H179V97H178ZM192 98H194V97H192ZM214 98H215V97H214ZM220 98H221V97H220ZM220 98H219V99H220ZM245 98H246V97H245ZM247 98H248V97H247ZM249 98H250V97H249ZM254 98H255V97H254ZM254 98H253V99H254ZM256 98H257V97H256ZM259 98H260V97H259ZM262 98H260V99L262 100ZM27 99H28V98H27ZM125 99H126L125 101L127 102V98H125ZM131 99H133V98H131ZM135 99H136V100H137V99L139 100L138 97H136ZM161 99H162V98H161ZM171 99H172V98H171ZM181 99H182V98H181ZM188 99H190L189 101H191V98H188ZM194 99H196V98H194ZM208 99H209V98H208ZM228 99H229V98H228ZM231 99H233V97H232ZM263 99H264V98H263ZM5 100H6V99H5ZM59 100H60V99H59ZM67 100H68V99H67ZM110 100H112V99H110ZM113 100H114V99H113ZM117 100H118V99H117ZM136 100H135V101H136ZM163 100H164V99H163ZM163 100H161V102H162ZM179 100H180V99H179ZM198 100H199V99H198ZM201 100H202V98H201ZM209 100H210V99H209ZM215 100H216V99H215ZM217 100H218V99H217ZM220 100H221V99H220ZM237 100H238V99H237ZM244 100H246V99H244ZM251 100H252V99H250V101H251ZM256 100H257V99H256ZM258 100H259V99H258ZM258 100H257V101H258ZM53 101H54V100H53ZM156 101H157V100H156ZM196 101H197V100H196ZM199 101H200V100H199ZM211 101H213V100H211ZM224 101H225V100H224ZM233 101H234V100H233ZM235 101H236V100H235ZM239 101H240V100H239ZM254 101H255V100H254ZM254 101H253V102H254ZM257 101H256V103H257ZM259 101H260V100H259ZM6 102H7V101H6ZM73 102H74V101H73ZM114 102H115V101H113V103H114ZM154 102H155V101H154ZM166 102H168V101H166ZM183 102H184V101H183ZM205 102H206V101H204V103H205ZM217 102H220V101H217ZM225 102H226V101H225ZM229 102H230V99L228 100V103H229ZM247 102H248V100H247ZM247 102H246V104H249V105H250L251 102H250V103H249V102L247 103ZM45 103H46V102H45ZM60 103H61V102H60ZM71 103H72V102H71ZM71 103H70V104H71ZM116 103H117V102H116ZM123 103H124V102H123ZM135 103H136V102H135ZM144 103H145V101H144ZM159 103H160V102H159ZM171 103H174V104L176 103V104H177L178 102H176V101H175V102H172V101H171ZM190 103H191V102H190ZM194 103H195V101H194ZM200 103H201V102H200ZM200 103H199V104H200ZM211 103H212V102H211ZM221 103H223V99H222V102H221ZM231 103H232V101H231ZM233 103H234V102H233ZM238 103H239V102H238ZM256 103H251V104H256ZM260 103H261V102H260ZM40 104H41V103H40ZM76 104H77V103H76ZM99 104H100V102H99ZM119 104H121V103H119ZM126 104L128 105V103H125V106H126ZM137 104H138V103H137ZM148 104H149V103H148ZM152 104H153V103H152ZM156 104H157V102H156ZM188 104H189V103H188ZM199 104L197 103L198 106H199ZM205 104H208V103H205ZM205 104H204V105H205ZM209 104H210V103H209ZM209 104H208V105H209ZM239 104H241V103H239ZM258 104H259V102L257 103V105H258ZM8 105H9V104H8ZM67 105H68V103H67ZM159 105H160V104H159ZM162 105H163V104H162ZM165 105H166V104H165ZM192 105H193V103L190 104L189 106H192ZM197 105H196V107H197V109H198V106H197ZM211 105H213V104H211ZM215 105H218V104L216 103ZM219 105H220V104H219ZM219 105H218V106H219ZM223 105H224V104H223ZM223 105H222V106H223ZM227 105H228V104H227ZM234 105L237 106V104H235V103H234ZM234 105H233V106H234ZM9 106H11V105H9ZM18 106H19V103H18ZM73 106H74V105H73ZM83 106H84V105H83ZM112 106H113V105H112ZM115 106H116V105H115ZM122 106H124V104H123ZM122 106H121V108H122ZM140 106H141V105H140ZM143 106H144V104H143ZM154 106H155V105H154ZM167 106H168V104L166 105V107H167ZM179 106H180V105H179ZM200 106H203V103H202V105L200 104ZM206 106H207V105H206ZM228 106H230V104H229ZM233 106H231V108H232ZM242 106H243V105H242ZM244 106L246 107V105H244ZM252 106H253V105H252ZM263 106H264V105H263ZM1 107H2V105H1ZM6 107H8V106L6 105ZM70 107H71V106H70ZM80 107H81V106H80ZM129 107H131L130 104H129ZM135 107H136V106H135ZM137 107H139V106H137ZM141 107H142V106H141ZM141 107H140V108H141ZM145 107H146V106H144V108H145ZM151 107H152V106H151ZM161 107H162V106H161ZM168 107H169V106H168ZM168 107H167V108H168ZM177 107H178V105H177ZM182 107H183V106H182ZM210 107H211V106H210ZM224 107H226V106L224 105ZM234 107H235V106H234ZM234 107H233V108H234ZM253 107H254V106H253ZM257 107H258V106H257ZM261 107H262V106H261ZM13 108H14V107H13ZM123 108H124V107H123ZM123 108H122V109H123ZM148 108H149V110H151L150 107H149V105H148ZM162 108H163V107H162ZM179 108H180V107H179ZM179 108H178V109L176 108V110L179 111ZM193 108H194V107H193ZM200 108H201V107H200ZM202 108H203V107H202ZM206 108H208V107H205V109L203 108L204 111L206 110ZM219 108H220V107H219ZM240 108H241V105H240ZM240 108H237V109H240ZM246 108H248V106H247ZM250 108H252V107L250 106ZM22 109H23V108H22ZM43 109H45V108H43ZM62 109H63V108H62ZM64 109H66V107H65ZM71 109H73V108H71ZM107 109H108V108H107ZM112 109H113V108H112ZM127 109H128V106H127ZM168 109H169V108H168ZM170 109H171V108H170ZM188 109H189V108H188ZM188 109H187V106H186V110H188ZM203 109H202V110H203ZM211 109H213V108H211ZM252 109H254V108H252ZM260 109H263V107L260 108ZM260 109H258V111H259ZM7 110H8V109H7ZM9 110H10V109H9ZM34 110H35V108H34ZM37 110H38V109H37ZM66 110H68V109H66ZM66 110H65V111H66ZM73 110H74V109H73ZM80 110H81V109H80ZM102 110H103V109H102ZM144 110L148 111V109H146V108H145ZM144 110H142V111H144ZM165 110H166V109H165ZM172 110H173V109H172ZM192 110H193V109H192ZM192 110L190 109V112H191ZM195 110H196V109H195ZM198 110H199V109H198ZM223 110H224V109H223ZM226 110H227V107H226ZM226 110H225V111H226ZM245 110H246V109H245ZM245 110H244V114L246 113ZM247 110H248V109H247ZM256 110H257V109H256ZM256 110H255V111H256ZM263 110H264V109H263ZM31 111H32V110H31ZM65 111H63V112H65ZM74 111H75V110H74ZM77 111H78V109H77ZM91 111H92V110H91ZM124 111H125V110H124ZM152 111H153V110H151L150 112H152ZM181 111L183 112L184 110H181V109H180V112H179V115H180V113H181V115H180L181 118H180V119H182V112H181ZM199 111H200V110H199ZM199 111H197V112H199ZM207 111H208V110H207ZM207 111H206V112H207ZM210 111H211V110H210ZM215 111H216V110H215ZM215 111H214V112L212 111V113H215ZM220 111H222V109H221ZM228 111H230V108H229ZM237 111H239V110H237ZM261 111H262V110H261ZM2 112H3V111H2ZM2 112H1V114L3 115L4 113H2ZM33 112H34V111H33ZM35 112H36V111H35ZM35 112H34L33 114H35ZM39 112H40V111H39ZM39 112H38V114H39ZM85 112H87V111H85ZM88 112H89V111H88ZM144 112H145V111H144ZM160 112H162V111H160ZM187 112H188V111H187ZM193 112H194V111H192V113H193ZM230 112H231V111H230ZM240 112L243 113L242 109H241V111H239V113H240ZM248 112L250 113V110H249ZM7 113H8V112H7ZM31 113H32V112H31ZM60 113H62V112H60ZM66 113H67V112H66ZM70 113H71V111H70ZM111 113H112V112H111ZM114 113H115V112H114ZM138 113H139V112H138ZM145 113H146V112H145ZM147 113L149 114V112H147ZM147 113H146V114H147ZM163 113H164V112H163ZM176 113H177V112H176ZM176 113H175V114H176ZM203 113H204V112H203ZM218 113H219V112H218ZM239 113H238V114H239ZM260 113H261V112H260ZM68 114H69V112H68ZM72 114H73V113H72ZM82 114H83V113H82ZM96 114H97V113H96ZM123 114H124V113H123ZM133 114H134V113H133ZM136 114H137V113H136ZM142 114H143V113H142ZM152 114H153V113H152ZM154 114H155V111H154ZM154 114H153V115H154ZM167 114H168V113H167ZM171 114H172V113H170V115H171ZM183 114H184V113H183ZM194 114H195V116H196V112L193 113V116H194ZM201 114H202V113H201ZM221 114H222V112H221ZM221 114H220V115H221ZM228 114H230V113H228ZM233 114H235V113H232V115H233ZM240 114H241V113H240ZM244 114H243V115H244ZM253 114L255 115L256 113H253ZM258 114H259V113H257V117H259ZM23 115H24V114H23ZM77 115H78V114H77ZM114 115H115V114H114ZM125 115H126V114H125ZM139 115H141V114H139ZM153 115H152V116H153ZM177 115H178V113H177ZM185 115H186V112H185ZM187 115H188V114H187ZM199 115H200V114H199ZM214 115H215V114H214ZM230 115H231V114H230ZM232 115H231V116H232ZM235 115H237V114H235ZM245 115H246V114H245ZM250 115H251V114H250ZM259 115H260V114H259ZM4 116H5V115H4ZM7 116H8V115H7ZM29 116L31 117V115H29ZM35 116H36V115H35ZM35 116H34V117H35ZM37 116H38V115H37ZM43 116H44V115H43ZM81 116H82V115H81ZM84 116H85V115H84ZM115 116H116V115H115ZM134 116H135V115H134ZM159 116H160V115H159ZM159 116H158V117H159ZM164 116L166 117V113H164ZM168 116H169V115H168ZM172 116H174V115H172ZM172 116H171V117H172ZM183 116H184V115H183ZM191 116H192V115H191ZM200 116H201V115H200ZM210 116H211V115H210ZM210 116H207V120H208V117H210ZM217 116H218V115H217ZM223 116H224V114H223ZM228 116H229V115H228ZM252 116H253V115H252ZM261 116H262V115H261ZM263 116H264V114H263ZM0 117H1V116H0ZM65 117H66V116H65ZM67 117H68V115H67ZM76 117H77V116H76ZM85 117H86V116H85ZM148 117H149V115H148ZM220 117H221V116H220ZM225 117H226V115H225ZM233 117H235V116H233ZM239 117H240V116H239ZM255 117H256V116H255ZM2 118H3V117H2ZM4 118H5V117H4ZM4 118H3V120H4ZM15 118H16V116H15ZM15 118H13L14 120L12 119V122L16 120ZM38 118H39V117H38ZM57 118H59V116H58ZM57 118H56V119H57ZM124 118H125V117H124ZM159 118H161V119H165L164 117H163V118H162V117H159ZM167 118H168V117H167ZM169 118H170V117H169ZM172 118H173V117H172ZM184 118H185V117H184ZM184 118H183V120H184ZM188 118H190V117L188 116ZM195 118H196V117H195ZM195 118L193 117L192 119H191V118H190V119H191V121H193V119H195ZM197 118H198V117H197ZM203 118H204V117H203ZM228 118H229V117H228ZM231 118H232V117H231ZM253 118H254V117H253ZM259 118H261V117H259ZM0 119H1V118H0ZM56 119H55V121H56ZM78 119H79V118H78ZM83 119H85V118H83ZM92 119L94 120L93 116H92ZM115 119H116V118H115ZM186 119H187V117H186ZM212 119H213V118H212ZM219 119H220V118H219ZM219 119H218V120H219ZM235 119H236V118H235ZM235 119H234V121H235V124H236V121L238 122L241 118H240L239 120H235ZM237 119H238V117H237ZM250 119H251V118H250ZM5 120H6V119H5ZM5 120H4V121H5ZM35 120H36V119H35ZM35 120H34L33 122H36ZM40 120H42V118H41ZM98 120H99V119H98ZM103 120H104V119H103ZM128 120H131V119L129 118ZM144 120H145V119H144ZM157 120H159V119H157ZM177 120H178V119H177ZM201 120H204V119H201ZM207 120H206V122H209V121H207ZM224 120H225V118H224ZM226 120H229V119H226ZM231 120H232V119H231ZM260 120L262 121V119H260ZM4 121H3V122H4ZM10 121H11V120H10ZM10 121H9V122H10ZM26 121H27V120H26ZM59 121H60V120H59ZM62 121L65 123L64 120H62ZM62 121H60V122L62 123ZM74 121H75V120H74ZM107 121H108V120H107ZM140 121H141V119L139 120V122H140ZM181 121H182V120H181ZM184 121H185V120H184ZM219 121H222V120H219ZM229 121H230V120H229ZM242 121H244V119H243ZM245 121L247 122L248 119L245 120ZM249 121H251V120H249ZM15 122H16V121H15ZM15 122H14V123H15ZM44 122H45V121H44ZM56 122H57V121H56ZM86 122H87V121H86ZM105 122H106V121H105ZM108 122H109V121H108ZM125 122H126V121H125ZM142 122H143V121H142ZM144 122H145V121H144ZM158 122H159V121H158ZM162 122H163V121H162ZM197 122H198V121H197ZM200 122H201V121H200ZM212 122H213V121H212ZM216 122H217V121H216ZM259 122H260V121H259ZM259 122H258V124H259ZM263 122H264V118H263ZM1 123H2V122H1ZM7 123H8V122H7ZM61 123H59V126H60ZM74 123H75V122H74ZM80 123H81V122H80ZM88 123H89V122H88ZM118 123H119V122H118ZM136 123H137V121H136ZM167 123H168V122H167ZM179 123H180V122H179ZM181 123H182V122H181ZM181 123H180V124H181ZM183 123H184V122H183ZM187 123H188V121H187ZM213 123H214V122H213ZM227 123H228V122H227ZM230 123L232 124V122H230ZM239 123H240V122H239ZM239 123H238V124H239ZM247 123L249 124V122H247ZM252 123H254V121H253ZM16 124H17V123H16ZM16 124H15V125H16ZM111 124H112V123H111ZM120 124H121V123H120ZM140 124H141V123H140ZM140 124H139V125H140ZM158 124H159V123H157V125H158ZM160 124H161V123H160ZM168 124H170V125L172 126L173 123H172V124H171V123H168ZM196 124H197V123H196ZM199 124H201V123H199ZM202 124H204V123H202ZM207 124H208V128H209V124H210V122H209V123H206V125H207ZM217 124H219V123H217ZM225 124H226V121H225ZM235 124H233V125H235ZM244 124H245V123H244ZM255 124H257V123H255ZM1 125H2V124H1ZM9 125H10V124H9ZM19 125H20V124H19ZM21 125H22V122H21ZM34 125H35V124H34ZM55 125H57V123L54 124V126H55ZM61 125H62V124H61ZM65 125H66V123H65ZM90 125H92V124H90ZM115 125H116V124H115ZM121 125H122V124H121ZM133 125H134V123H133ZM141 125H142V124H141ZM151 125H152V124H151ZM170 125H169V126H170ZM175 125H176V124H175ZM183 125H184V124H183ZM194 125H195V123H194ZM197 125H198V124H197ZM206 125H204V127H205ZM212 125H213V124H212ZM228 125H229V124H228ZM233 125H232V128H233ZM242 125H243V124H242ZM261 125H262V124H261ZM261 125H259V126H261ZM23 126H24V125H23ZM31 126H32V125H31ZM57 126H58V125H57ZM73 126H75V125H73ZM78 126H79V125H78ZM85 126H86V125H85ZM88 126H89V125H88ZM88 126H87V127H88ZM97 126H98V125H97ZM99 126H100V125H99ZM137 126H138V124H137ZM142 126H143V125H142ZM152 126H153V125H152ZM162 126H163V125H162ZM202 126H203V125H202ZM214 126H215V128H217L218 125H215V124H214ZM220 126H221V125H220ZM220 126H219V127H220ZM229 126H231V125H229ZM235 126H236V125H235ZM238 126H239V125H238ZM240 126H241V124H240ZM253 126H254V124H253ZM253 126H252V129H253ZM259 126H258V127H259ZM10 127H11V126H10ZM12 127H14V126L12 125ZM29 127H30V126H29ZM34 127H36V126H33V128H34ZM42 127H43V126H42ZM44 127H45V126H44ZM46 127H47V126H46ZM90 127H91V126H90ZM130 127H131V126H130ZM149 127H150V126H149ZM156 127H157V126H156ZM159 127H160V126H159ZM159 127H157V128H159ZM164 127H166V124H164ZM167 127H168V126H167ZM175 127H176V129H177V126H175ZM179 127H180V126H179ZM182 127H183V126H182ZM191 127H192V126H191ZM193 127H194V126H193ZM210 127H211V126H210ZM223 127H224L226 130L228 129V127H226V126H224V125H223ZM223 127H221V129H224ZM243 127H244V126H243ZM255 127H257V126L255 125L254 128H255ZM17 128H18V127H17ZM20 128H21V127H20ZM25 128H26V126H25ZM79 128H80V127H79ZM88 128H89V127H88ZM189 128H190V127H189ZM195 128H196V126H195ZM212 128H213V127H212ZM230 128H231V127H230ZM239 128H240V127H239ZM241 128H242V126H241ZM246 128H247V127H246ZM259 128H260V127H259ZM262 128H263V127H262ZM9 129H11V128H9ZM12 129H13V128H12ZM23 129H24V128H23ZM23 129H22V130H23ZM26 129H27V128H26ZM46 129H47V128H46ZM53 129H54V127H53ZM136 129H137V128H136ZM145 129L147 130L146 126H145ZM155 129H156V128H155ZM164 129H165V128H164ZM168 129H169V128H168ZM178 129H179V128H178ZM178 129H177V130H178ZM180 129H181V128H180ZM186 129H187V128H186ZM192 129H194V128H191V131H193ZM197 129H198V128H197ZM199 129H200V126H199ZM202 129H203V128H202ZM213 129H214V128H213ZM236 129H237V128H236ZM247 129H248V128H247ZM247 129H245V128L243 129L245 134H246V132H247V131H246ZM256 129H257V128H256ZM29 130H31V129H29ZM44 130H45V128H44ZM44 130L42 129V131H44ZM83 130H84V129H83ZM112 130H113V129H112ZM112 130H111V131H112ZM128 130H129V129H128ZM150 130H152V129H150ZM153 130H154V127H153ZM183 130H184V128H183ZM189 130H190V129H189ZM189 130H188V131H189ZM194 130H195V129H194ZM210 130L213 131L212 129H210ZM214 130H215V129H214ZM237 130H238V129H237ZM262 130H263V129H262ZM2 131H4V130H2ZM11 131H12V130H11ZM15 131H16V130H15ZM18 131H19V129H18ZM20 131H21V130H20ZM33 131H34V130H33ZM73 131H74V129H73ZM81 131H82V129H81ZM137 131H139V130H137ZM158 131H159V129L157 130V132H158ZM170 131H171V130H170ZM172 131H173V130H172ZM174 131H175V128H174ZM181 131H182V130H180V132H181ZM186 131H187V130H186ZM199 131H200V130H199ZM204 131L207 132L206 130H204ZM204 131H202V133H203ZM216 131H217V130H216ZM216 131H214V133H215V134H218V132L220 131V128H219V130H218L217 132H216ZM222 131H223V130H222ZM222 131H221V132H222ZM235 131H236V130H235ZM254 131H255V130H254ZM6 132H7V131H6ZM21 132H22V131H21ZM70 132H71V130H70ZM75 132H76V131H75ZM75 132H74V133H75ZM77 132H78V131H77ZM90 132H91V131H90ZM90 132H89V133H90ZM95 132H96V131H95ZM119 132H120V131H119ZM127 132H128V131H127ZM144 132H145V131H144ZM152 132H153V131H152ZM152 132H151V133H152ZM164 132H165V131H164ZM164 132H163V131H162V132H159V134L164 133ZM176 132H177V131H176ZM183 132H184V131H183ZM195 132H196V131H195ZM205 132L202 134V137H204V134H207V133H205ZM224 132H225V130H224ZM224 132H223V134L221 133V134H219V135L221 136V135H225V134H227L226 132H225V134H224ZM228 132H229V131H228ZM238 132H240V131H238ZM249 132H252V131H251V128H250ZM258 132H259V129H258ZM10 133H12V132H10ZM10 133H9V134H10ZM13 133H14V132H13ZM19 133H20V132H19ZM24 133H25V132H24ZM29 133H30V132H29ZM36 133H37V132H36ZM40 133H41V132H40ZM43 133H44V132H43ZM45 133H48V132H45ZM45 133H44V135H45ZM72 133H73V132H72ZM74 133H73V135H74ZM104 133H105V132H104ZM123 133H124V132H123ZM123 133H122V134H123ZM147 133H148V132H147ZM149 133H150V132H149ZM154 133H155V132H154ZM167 133H168V131H167ZM188 133H189V132H188ZM190 133H191V132H190ZM200 133H201V132H200ZM214 133H213V134H214ZM244 133L242 132V135H244ZM261 133H262V132H261ZM263 133H264V131H263ZM17 134H18V133H17ZM17 134H16V135H17ZM34 134H35V133H34ZM58 134H59V133H58ZM115 134H116V133H115ZM124 134H125V133H124ZM156 134H157V133H156ZM159 134H158V135H159ZM173 134H174V133H173ZM181 134H182V132H181ZM183 134H184V133H183ZM208 134H209V132H208ZM208 134H207L205 137H207ZM213 134H212V138H214V137H213ZM230 134H231V132H230ZM239 134H240V133H239ZM252 134H254V133H252ZM259 134H260V133H259ZM10 135H11V134H10ZM12 135H13V134H12ZM22 135H23V134H22ZM22 135H21V136H22ZM40 135H43V134H40ZM44 135H43V137H44ZM56 135H57V134H56ZM96 135H97V134H96ZM103 135H105V134H103ZM109 135H110V134H108V136H109ZM113 135H114V134H113ZM125 135H126V134H125ZM163 135H164V134H163ZM176 135H177V134H176ZM179 135H180V134H179ZM190 135H191V134H190ZM196 135H197V133H196ZM209 135H210V134H209ZM235 135H236V134H235ZM237 135H238V134H237ZM237 135H236V136H237ZM248 135H250V134H248ZM260 135H261V134H260ZM260 135H259V137H261ZM263 135H264V134H263ZM1 136H2V134H1ZM70 136H72V135L70 134ZM156 136H157V135H156ZM159 136H160V135H159ZM169 136H170V135H169ZM188 136H189V134H188ZM210 136H211V135H210ZM215 136H218V135H215ZM231 136H233V134H232ZM251 136H252V135H251ZM254 136H256V133H255ZM254 136H253L252 138L255 140ZM32 137H33V136H32ZM56 137H57V136H56ZM61 137H62V136H61ZM87 137H88V136H87ZM120 137H121V136H120ZM120 137H119V138H120ZM127 137H128V136H127ZM127 137H126V138H127ZM138 137H140V136H138ZM142 137H143V135H142ZM145 137H146V135H145ZM160 137H161V136H160ZM180 137H181V136H180ZM190 137H191V136H190ZM197 137H198V136H197ZM197 137H195V138H197ZM222 137H223V136H222ZM249 137H250V136H249ZM263 137H264V136H263ZM3 138H6V136H4ZM7 138H8V137H7ZM7 138H6V139H7ZM12 138H14V137H12ZM12 138H11V140H12ZM18 138H19V137H18ZM33 138H34V137H33ZM121 138H122V137H121ZM143 138H144V137H143ZM176 138L178 139V137H176ZM184 138H185V137H184ZM192 138L194 139V136L191 137L190 139H189V138H188V139L191 140ZM198 138H199V137H198ZM212 138H211V139H212ZM215 138H216V137H215ZM215 138H214V139H215ZM218 138H219V137H218ZM237 138H238V137H237ZM237 138H236V140H237ZM240 138H241V137H240ZM247 138H248V137H247ZM256 138H257V137H256ZM42 139H43V138H42ZM60 139H61V138H59V140L57 139V141L60 142ZM77 139H78V138H76V140H77ZM87 139H88V138H87ZM127 139H128V138H127ZM135 139H138V138H136V136H135ZM170 139H171V138H170ZM177 139H176V140H177ZM182 139H183V137H182ZM222 139H224V140H222ZM11 140H10V142H11ZM45 140H46V139H45ZM98 140H99V139H98ZM125 140H126V139H125ZM173 140H174V139H173ZM178 140H179V139H178ZM195 140H196V139H195ZM200 140H201V139H200ZM208 140H209V139H208ZM208 140H207V142L209 143L211 140H209V141H208ZM221 140H222L223 143H224L225 138H221ZM221 140L219 139V141H221ZM226 140H227V139H226ZM232 140H233V137H232ZM248 140H249V139H248ZM248 140H246V141H248ZM254 140H252V141H253V144H254ZM57 141H56V142H57ZM106 141H107V140H106ZM121 141H122V140H121ZM135 141H136V140H135ZM138 141H141V139L139 138V140H137V143H138ZM168 141H169V140H168ZM174 141H175V140H174ZM183 141H184V139H183ZM193 141H194V140H193ZM198 141H199V139H198ZM198 141H197V142H198ZM227 141H228V140H227ZM233 141H234V140H233ZM237 141H238V140H237ZM240 141H241V140H240ZM240 141H239V142H240ZM257 141H258V140H257ZM261 141H262V140H261ZM7 142H9V141H7ZM15 142H16V141H14V144H15ZM52 142H53V141H52ZM62 142H63V138H62V140H61V143H62ZM64 142H65V141H64ZM123 142H124V140H123ZM169 142H170V141H169ZM186 142H187V141H186ZM194 142H196V141H194ZM194 142H193V143H194ZM204 142H206V141H203V145H204ZM241 142H242V141H241ZM243 142H244V140H243ZM248 142H251V141H248ZM4 143H5V142H4ZM26 143H28V142H26ZM30 143H31V141H30ZM57 143H58V142H57ZM66 143H67V142H66ZM68 143H69V140H68ZM68 143H67V144H68ZM74 143H76V142H74ZM93 143H94V142H93ZM97 143H98V142H97ZM103 143H104V142H103ZM172 143H173V141L171 142V144H172ZM191 143H192V142H191ZM193 143H192V144H193ZM210 143H211V142H210ZM217 143H218V140H217ZM233 143H234V142H233ZM235 143H236V141H235ZM257 143H258V142H257ZM260 143H261V142H260ZM263 143H264V142H263ZM31 144H32V143H31ZM107 144H108V143H107ZM122 144H123V143H122ZM131 144H133V142H131ZM134 144H136V143H134ZM161 144H162V143H161ZM192 144H191V145H192ZM199 144H200V143H199ZM220 144H221V143H220ZM236 144H237V143H236ZM248 144H249V143H248ZM251 144H252V142L250 143V145H251ZM3 145H5V144H3ZM7 145H9V143H6V146H7ZM70 145H71V144H70ZM97 145H98V144H97ZM104 145H105V144H104ZM123 145H124V144H123ZM123 145H122V146H123ZM147 145H148V144H147ZM165 145H166V144H165ZM184 145H186V144H184ZM188 145H189V143H188ZM194 145H196V144H194ZM203 145H202V146H203ZM209 145H210V144H209ZM209 145H207V146H209ZM216 145H217V144H216ZM216 145H215V146H216ZM218 145H219V144H218ZM222 145H223V144H221V146H220L221 148H222ZM244 145H245V144H244ZM256 145H258V144H256ZM260 145H261V144H260ZM22 146L24 147V145H22ZM32 146H33V145H32ZM32 146H31V147H32ZM37 146H38V145H37ZM120 146H121V145H120ZM128 146H129V145H128ZM140 146H141V145H140ZM152 146H154V145H152ZM171 146H172V145H168V147H171ZM178 146H179V145H178ZM223 146H224V145H223ZM225 146H226V145H225ZM228 146H229V143H228ZM230 146H231V147H235L234 144H233V145H230ZM239 146H240V144H239ZM241 146H242V143H241ZM245 146L247 147V144H246ZM263 146H264V144H263ZM23 147H22V148H23ZM34 147H35V146H34ZM34 147H33V149H34ZM58 147H59V146H58ZM84 147H85V145H84ZM107 147L109 148L110 146H107ZM118 147H119V146H118ZM138 147H139V146H138ZM150 147H151V146H150ZM157 147H159V146H157ZM199 147H200V145H199ZM216 147H217V146H216ZM216 147H215V148H216ZM231 147H229V148H231ZM236 147H237V145H236ZM254 147H255V146H253V147H251V148L253 149ZM259 147H260V146H259ZM259 147H258V148H259ZM10 148H11V147H10ZM13 148H14V147H13ZM100 148H101V146H100ZM134 148H135V147H134ZM145 148H146V147H145ZM145 148L142 149V151L145 150ZM147 148H148V147H147ZM181 148H182V147H181ZM192 148H193V147H192ZM201 148H202V147H201ZM201 148H200V149H201ZM218 148H219V147H218ZM225 148H226V147H225ZM225 148H224V149H225ZM237 148H238V147H237ZM239 148H240V147H239ZM243 148H244V147H243ZM247 148H248V147H247ZM258 148H257V149H258ZM261 148H264V147L261 146ZM11 149H12V148H11ZM33 149H32V151H33ZM77 149H78V148H77ZM125 149H126V147H125ZM154 149H155V147H154ZM170 149H171V148H170ZM211 149H213V148L211 147ZM227 149H228V148H227ZM233 149L235 150V148H233ZM245 149H246V148H245ZM259 149H260V148H259ZM2 150H3V149H2ZM66 150H67V149H66ZM71 150H72V149H71ZM79 150H80V149H79ZM115 150H116V148H115ZM117 150H118V149H117ZM119 150H120V148H119ZM119 150H118V151H119ZM146 150H147V149H146ZM158 150H159V149H157V151H158ZM178 150H179V149H178ZM180 150H181V149H180ZM192 150L195 151V149H191L190 151H192ZM202 150H204V149H202ZM221 150L224 151L223 149H221ZM221 150H220V148H219V151H221ZM241 150H244V149L241 148ZM260 150H261V149H260ZM260 150H257V151H260ZM5 151H6V150H5ZM20 151H22V150L20 149ZM20 151H19V152H20ZM26 151L28 152V150H26ZM56 151H57V150H56ZM80 151L82 152V150H80ZM88 151H89V150H88ZM88 151H87V152H88ZM127 151H130V150H126V152H127ZM131 151H133V149H131ZM152 151H153V150H152ZM155 151H156V149H155ZM157 151H156V153H157ZM160 151H161V149L159 150V152H160ZM165 151H166V149H165ZM167 151H169V150H167ZM167 151H166V152H167ZM205 151H206V149H205ZM214 151H215V149H214ZM217 151H218V150H217ZM230 151H231V150H229L228 152H230ZM244 151H245V150H244ZM263 151H264V150H263ZM17 152H18V150H17ZM34 152H35V151H34ZM36 152H37V150H36ZM41 152H42V150H41ZM71 152L73 153V151H71ZM97 152H98V151H97ZM133 152H134V151H133ZM133 152H130L131 157H133ZM170 152H171V150H170ZM177 152H178V151H177ZM197 152H199V151H197ZM197 152H195V154H196ZM200 152H201V151H200ZM207 152H208V151H207ZM207 152H206V153H207ZM212 152H213V151H212ZM212 152H211V154H212V156H213V153H212ZM226 152H227V151H226ZM232 152H233V151H232ZM247 152H249V153L251 152V153H252L253 151L250 150V151H247ZM260 152H261V151H260ZM28 153H29V152H28ZM51 153H52V152H51ZM100 153H101V152H100ZM143 153H144V152H143ZM147 153H148V152H147ZM160 153H161V152H160ZM160 153H159V155H160ZM162 153L165 154V152H162ZM180 153L182 154L181 151H180ZM180 153H179L178 155H181ZM201 153H203V151H202ZM204 153H205V152H204ZM206 153H205V154H202V155L205 156V155H207ZM223 153H224V152H223ZM223 153H222V154H223ZM235 153H236V151H235ZM239 153H241V152H239ZM239 153L237 152V154H239ZM242 153H244V152H242ZM242 153H241V154H242ZM24 154H25V152H24ZM44 154H45V152H44ZM85 154H86V152H85ZM106 154H107V153H105V155H106ZM108 154H109V153H108ZM130 154H129V156H130ZM189 154H190V153H189ZM216 154H217V153H215V155H216ZM218 154H219V152H218ZM227 154H228V153H227ZM227 154H226V155H227ZM245 154H246V153H245ZM254 154H255V153H254ZM256 154H257V153H256ZM258 154H259V153H258ZM258 154H257V155H258ZM32 155H33V154H32ZM34 155H35V154H34ZM42 155H43V154H42ZM60 155H61V154H60ZM80 155H81V154H80ZM88 155H89V154H88ZM105 155H104V156H105ZM112 155L114 156V154H112ZM119 155H121V152H120ZM126 155H127V154H126ZM166 155H167V153H166L164 156H166ZM171 155L173 156V154H171ZM174 155H175V154H174ZM183 155H184V153H183ZM183 155H182V156H183ZM185 155H186V154H185ZM202 155H201V156H202ZM229 155L232 156L231 153H230ZM246 155H247V154H246ZM261 155H264V153H262ZM261 155H259V157H261ZM50 156H51V155H50ZM50 156H49V157H50ZM72 156H73V154H72ZM107 156H108V155H107ZM115 156H116V155H115ZM115 156H114V158H115ZM142 156H143V155H142ZM150 156H151V154H150ZM154 156H156V155H154ZM176 156H177V155H176ZM187 156H188V155H187ZM196 156H197V154H196ZM199 156H200V155H199ZM201 156H200V157H201ZM220 156H221V155H220ZM222 156H223V155H222ZM227 156H228V155H227ZM242 156H245V155L242 154ZM131 157H130V158H131ZM143 157H144V156H143ZM147 157H148V155H147ZM166 157H167V156H166ZM210 157H211V156H210ZM239 157L241 158V155H240ZM239 157H238V158H239ZM259 157H257V158L255 157L254 159H257V160H258ZM1 158H2V157H1ZM8 158H9V157H8ZM107 158H108V157H107ZM111 158H112V157H111ZM111 158H110L109 161L112 163L113 161H111ZM114 158H112V159H114ZM128 158H129V157H128ZM136 158H137V157H136ZM138 158H140V157H138ZM160 158H161V161H162V157H160ZM175 158H176V157H175ZM180 158H181V156H180ZM183 158H184V156H183ZM196 158H197V157H196ZM206 158H207V157H204V159H206ZM212 158H214V157H212ZM219 158H220V157H219ZM219 158H218V160H219ZM221 158H222V157H221ZM223 158L226 159V157H223ZM232 158H233V157H231V159H232ZM243 158H245V157H243ZM248 158H249L248 161L252 159V157H250V155L248 156ZM263 158H264V157H262V160H263ZM30 159H31V158H30ZM32 159H33V158H32ZM49 159H50V158H49ZM124 159H125V157H124ZM181 159H182V158H181ZM193 159H194V158H193ZM231 159H230V160H231ZM259 159H260V158H259ZM126 160H127V159H126ZM164 160H165V158H164ZM164 160H163V161H164ZM167 160H168V159H167ZM167 160L164 161V162L166 163L165 167L167 166V162H166ZM169 160H170V159H169ZM169 160H168V161H169ZM179 160H180V159H178V161H179ZM189 160H190V159H189ZM199 160H200V158H199ZM209 160H210V159H209ZM211 160H213V159H211ZM218 160H217V161H218ZM222 160H223V159H222ZM230 160H229V161H230ZM233 160H234V158L232 159V161H233ZM244 160H245V159H244ZM246 160H247V158H246ZM260 160H261V159H260ZM260 160H259V163H260V165H261L262 162H260ZM262 160H261V161H262ZM121 161H123V158L121 159ZM144 161H145V160H144ZM161 161H160V162H161ZM173 161H174V160H173ZM184 161H185V160H184ZM194 161L196 162V160H194ZM206 161H207V160H206ZM219 161H221V160H219ZM225 161H227V160H225ZM234 161H235V160H234ZM237 161H238V160H237ZM248 161H247V162H248ZM110 162H109V163H110ZM119 162H120V161H119ZM129 162H130V161H129ZM134 162H135V161H134ZM142 162H143V161H142ZM152 162H153V161H152ZM154 162L156 163L157 161L155 160ZM158 162H159V159H158ZM160 162H159V163H160ZM176 162H177V161H176ZM180 162H181V160H180ZM202 162H203V161H202ZM209 162H210V161H209ZM252 162H253V160H252ZM252 162H251V163H252ZM254 162H255V161H254ZM263 162H264V160H263ZM30 163H31V162H30ZM30 163H29V164H30ZM123 163H124V162H122L121 165H122ZM126 163H127V162H126ZM149 163H150V162H149ZM162 163H163V162H162ZM187 163H188V161H187ZM200 163H201V162H200ZM200 163H199V165H200ZM214 163H215V162H214ZM221 163L223 164V162H221ZM221 163H220V164H221ZM230 163H231V161H230ZM230 163H229V164H230ZM235 163H236V161H235ZM239 163H240V162H239ZM243 163H244V161L241 162V164H243ZM245 163H246V162H245ZM256 163H257V162H256ZM259 163H258V164H259ZM118 164H119V163H118ZM147 164H148V163H147ZM175 164H176V163H175ZM192 164H193V163H191V165H192ZM207 164H208V163H207ZM220 164H219V165H220ZM229 164H228V165H229ZM241 164H240V165H241ZM246 164L248 165V163H246ZM246 164H244V165H245L244 167H246ZM119 165H120V164H119ZM129 165H130V164H129ZM162 165H163V164H162ZM182 165H183V163H182ZM211 165H212V163H211ZM211 165H210V166H211ZM215 165H216V163H215ZM226 165H227V164H226ZM226 165H225V166H226ZM231 165H233V164L231 163ZM253 165H255V164H253ZM124 166H125V164L123 165V170H124V168H125V170H126V172H127V167H124ZM144 166H146V165H143V167H144ZM148 166H149V165H148ZM177 166H178V165H177ZM188 166H190V164H189ZM196 166H197V165H196ZM196 166H195V167H196ZM202 166H203V163H202ZM210 166H209V167H210ZM221 166H222V165H221ZM221 166H220V167H221ZM242 166H243V165H242ZM248 166H250V164H249ZM251 166H252V165H251ZM251 166H250V168H251ZM262 166H264V165H262ZM143 167H142V169H143ZM182 167H184V165H183ZM192 167H193V166H192ZM205 167H206V166H205ZM212 167H213V166H212ZM217 167H218V166H217ZM232 167H233V166H232ZM238 167H239V166H238ZM252 167H253V166H252ZM254 167H255V166H254ZM259 167H260V166H259ZM259 167H257V169H258ZM116 168H117V167H116ZM144 168H145V167H144ZM172 168H173V167H172ZM180 168H181V167H180ZM184 168L186 169L187 166L184 167ZM188 168H189V167H188ZM188 168H187V169H188ZM221 168H222V167H221ZM227 168H230V166H229V167L227 166L226 169H227ZM248 168H249V167H248ZM121 169H122V168H121ZM128 169H129V168H128ZM138 169H139V168L135 169L134 171H136V170H138ZM146 169H147V168H146ZM153 169H154V168H153ZM156 169H157V168H156ZM174 169H175V168H173V171H174ZM178 169H179V168H178ZM185 169H184V170H185ZM187 169H186V170H187ZM197 169H199V168H197ZM197 169H196V170H197ZM201 169H202V168H201ZM204 169H205V168H204ZM212 169H213V168H212ZM259 169H260V168H259ZM262 169H263V168H262ZM41 170H42V169H41ZM115 170H116V169H115ZM160 170L162 171L163 169H160ZM176 170H177V169H176ZM176 170H175V171H176ZM208 170L210 171V169H208ZM208 170H207V172H208ZM213 170H214V169H213ZM217 170H218V169H217ZM227 170H228V169H227ZM239 170H240V169H239ZM241 170H242V169H241ZM244 170H245V169H244ZM246 170H247V169H246ZM251 170H252V169H251ZM263 170H264V169H263ZM134 171H133V172H134ZM158 171H159V168H158ZM169 171H170V170H169ZM173 171H172V172H173ZM178 171H179V170H178ZM182 171H183V169H182ZM190 171H193V169H192V170L190 169ZM190 171H189V172H190ZM198 171L200 172V170H198ZM202 171H203V170H202ZM211 171H212V170H211ZM220 171H221V169H220ZM247 171H248V170H247ZM260 171H261V170H260ZM119 172H120V169H119ZM122 172H123V171H121V173H122ZM128 172H129V171H128ZM128 172H127V174H129ZM147 172H148V171H147ZM164 172H165V171H164ZM167 172H168V171H167ZM207 172H206V173H207ZM222 172H224V168H223V171H222ZM222 172H218V173H219V174H220V173L223 174ZM225 172H226V170H225ZM228 172H229V171H228ZM228 172H227V173H228ZM231 172H232V171H231ZM234 172H235V171H234ZM240 172H241V171H240ZM242 172H244V171H242ZM245 172H246V171H245ZM249 172H250V171H249ZM251 172H252V171H251ZM253 172H254V170H253ZM153 173H154V172H153ZM153 173H152V174H153ZM157 173H158V172H157ZM165 173H166V172H165ZM168 173H169V172H168ZM174 173H175V172H174ZM180 173H181V172H180ZM182 173H185V174H186L187 172L183 171ZM193 173H195V172H193ZM196 173H198V172H196ZM202 173H203V172H202ZM213 173H214V171H213ZM218 173H216V174L218 175ZM262 173H263V172L261 171V176H262ZM143 174H144V171H143ZM145 174H147V173H145ZM152 174H150V175H152ZM154 174H156V173H154ZM200 174H201V173H199V177H201ZM228 174H229V173H228ZM238 174H239V172H238L237 174H233V175L235 176V175H238ZM254 174H255V173H254ZM120 175H121V174H120ZM141 175H142V174H141ZM157 175H158V174H157ZM157 175H156V176H157ZM161 175H163V174H161ZM161 175H160V176H161ZM164 175H165V174H164ZM164 175H163V176H164ZM169 175H170V174H169ZM169 175H168V176H169ZM177 175H178V173H177ZM188 175H189V174H188ZM225 175H226V174H225ZM230 175H231V174H230ZM233 175H231V177H232ZM247 175H249V174H247ZM263 175H264V174H263ZM145 176H146V175H145ZM152 176H153V175H152ZM173 176H174V174H173ZM182 176H183V175H182ZM190 176H191V175H190ZM193 176H194V175H193ZM195 176H196V174H195ZM205 176H207V175H205ZM205 176H204V177H205ZM210 176H211V174H210ZM219 176H220V175H219ZM219 176H218V177H219ZM228 176H229V175H228ZM245 176H246V174L244 175V177H245ZM251 176H252V175H251ZM123 177H124V176H123ZM139 177H140V176H139ZM150 177H151V176H150ZM166 177H167V176H166ZM207 177H209V176H207ZM216 177H217V176H216ZM222 177H223L222 180H224V179L226 178L224 175L221 176V178H222ZM238 177H241V175H239ZM238 177H237V178H238ZM254 177H255V176H254ZM254 177H253V178H254ZM125 178H126V177H125ZM141 178H142V176H141ZM143 178H144V177H143ZM154 178H155V177H154ZM161 178L163 179V177H161ZM161 178H160V179H161ZM167 178H168V177H167ZM167 178H165V180H166ZM169 178H171V176H170ZM174 178H175V177H174ZM181 178H182V177H181ZM185 178H186V177H185ZM185 178L183 177L182 179H185ZM196 178H197V177H196ZM201 178H202V177H201ZM201 178H200V179H201ZM205 178H206V177H205ZM205 178H204V179H205ZM246 178H247V176H246ZM255 178H256V179H259V178H257V177H255ZM262 178H263V176H262ZM123 179H124V178H123ZM151 179H153V178H151ZM155 179H158V178H155ZM155 179H154V180H155ZM177 179H178V177H177ZM177 179H176V180H177ZM193 179H194V178H193ZM200 179H199V180H200ZM210 179H211V178H210ZM230 179L232 180V178H230ZM233 179H234V178H233ZM238 179H240V178H238ZM247 179H248V178H247ZM12 180H13V179H12ZM127 180H128V178H127ZM137 180H139V179L137 178ZM148 180H149V179H148ZM163 180H164V179H163ZM174 180H175V179H174ZM178 180H179V179H178ZM185 180H186V179H185ZM190 180H191V179H190ZM197 180H198V179H197ZM211 180H212V182L215 181V179H214V181H213V179H211ZM220 180H221V179H220ZM222 180H221V182H222ZM251 180H253V179L251 178ZM251 180H249V181H251ZM145 181H146V180H145ZM172 181H173V180H172ZM179 181H180V180H179ZM179 181H178V182H179ZM188 181H189V180H188ZM200 181H201V180H200ZM203 181H204V180H203ZM226 181L228 182V181H230V180L226 179ZM241 181L243 182V180H241ZM246 181H248V180H246ZM249 181H248V182H249ZM150 182H153V181H150ZM155 182H156V181H155ZM165 182H166V181H165ZM168 182H170V181H168ZM173 182H174V181H173ZM176 182H177V181H176ZM194 182H195V180H194ZM217 182H218V181H217ZM223 182H224V181H223ZM227 182H226V183H227ZM235 182L238 183V181H236V180H235ZM239 182H240V181H239ZM259 182H260V181H259ZM153 183H154V182H153ZM160 183H161V182H160V180H159V185H160ZM186 183H188V182H186ZM190 183H192V181H191ZM201 183H202V181L200 182V184H201ZM232 183H233V182H232ZM257 183H258V182H257ZM147 184H149V182H147L145 185L148 186ZM163 184H164V183H163ZM163 184H162V185H163ZM175 184H176V183H175ZM177 184H179V183H177ZM182 184H183V183H181L180 185H182ZM193 184H194V183H193ZM196 184H197V183H196ZM198 184H199V183H198ZM210 184H211V181H210ZM219 184H220V182H219ZM223 184H225V183H223ZM240 184H241V183H239V185H240ZM242 184H243V183H242ZM242 184H241V186H242ZM245 184L247 185L246 187H248V184H247V183H245ZM249 184H250V182H249ZM251 184H253V182H252ZM263 184H264V183H263ZM12 185H14V184H12ZM168 185H170V183H169ZM173 185H174V183H173ZM184 185H186V184H184ZM214 185H215V184H214ZM217 185H218V183H217ZM234 185H235V183L233 184V186H234ZM254 185H255V184H254ZM128 186H129V185H128ZM130 186H131V185H130ZM134 186H135V185H134ZM136 186H137V185H136ZM143 186H144V185H143ZM157 186H158V185H157ZM193 186H195V185H193ZM196 186H197V185H196ZM219 186H220V185H219ZM219 186H218V188H219ZM227 186H230V184L227 185ZM233 186H232V187H233ZM237 186H238V184H237ZM241 186H240V187H241ZM243 186H244V185H243ZM243 186L241 187V188H242L241 190H243ZM249 186H250V185H249ZM258 186H259V185H258ZM262 186H263V185H262ZM139 187H141V186H139ZM182 187H184V186H182ZM191 187H192V185H191ZM198 187H199V186H198ZM216 187H217V186H216ZM230 187H231V186H230ZM235 187H236V186H235ZM125 188H126V187H125ZM131 188H133V187H131ZM137 188H138V187H136V188H134V189H137ZM148 188H149V186H148ZM151 188H152V187H151ZM151 188H150V189H151ZM153 188H154V187H153ZM156 188H157V187H156ZM160 188H161V187H160ZM168 188H169V187H168ZM178 188H179V187H178ZM192 188H193V187H192ZM200 188H201V187H200ZM200 188H198V189L200 190ZM204 188H206V187H204ZM211 188H212V187H211ZM220 188H221V186H220ZM220 188H219V189H220ZM223 188H225V186H224ZM227 188H229V187H227ZM253 188H254V187H253ZM256 188H259V187H256ZM261 188L263 189V187H261ZM128 189H130V188H128ZM145 189L147 190V188H145ZM169 189H170V188H169ZM169 189H168V190H169ZM180 189H182V188H180ZM180 189H179V190H180ZM189 189H190V188H189ZM206 189H207V188H206ZM212 189H213V188H212ZM221 189H222V188H221ZM229 189H230V188H229ZM236 189H237V188H236ZM126 190H127V188H126ZM131 190H133V189H130V191H129L130 193L134 191V190H133V191H131ZM140 190H141V189H139V191H140ZM146 190H145V191H146ZM164 190H165V189H164ZM168 190H167V191H168ZM179 190H178L177 192H180V191H181V190H180V191H179ZM196 190H197V189H196ZM203 190H205V189H203ZM215 190H216V188H215ZM230 190H232V189H230ZM238 190H239V187H238ZM241 190H240V191H241ZM244 190L247 191L245 188H244ZM244 190H243V191H244ZM139 191H138V192H139ZM143 191H144V190H143ZM174 191H175V190H174ZM182 191H183V190H182ZM182 191H181V192H182ZM192 191H193V190H192ZM194 191H195V190H194ZM201 191H202V190H201ZM212 191H213V190H212ZM217 191H218V189L216 190V192H217ZM220 191H221V190H220ZM222 191H223V189H222ZM225 191H226V190H225ZM225 191H224V192H225ZM236 191H237V190H236ZM254 191H255V190H254ZM256 191H258V192H257L258 194H259V191L262 192L261 190H256ZM256 191H255V192H256ZM125 192L128 193L127 191H125ZM147 192H148V191H147ZM147 192H146V193H147ZM159 192H160V191H159ZM165 192H166V191H165ZM189 192H190V191H189ZM224 192H223V193H224ZM231 192H233V191H231ZM255 192H254V193H255ZM133 193H134V192H133ZM133 193L130 194L131 197H133ZM141 193H143V192H141ZM141 193H140V194H141ZM149 193H150V192H149ZM174 193H175V192H174ZM182 193H183V192H182ZM198 193H199V192H198ZM200 193H201V192H200ZM204 193H205V192H204ZM220 193H221V192H220ZM225 193H226V192H225ZM233 193H234V192H233ZM239 193H241V192H239ZM239 193H238V194H239ZM242 193H243V192H242ZM242 193H241L240 195H242ZM247 193H248V192H247ZM164 194H165V193H164ZM168 194H169V193H168ZM175 194H176V193H175ZM177 194H178V193H177ZM192 194H193V193H192ZM194 194H195V193H194ZM205 194L207 195V193H205ZM211 194H212V193H211ZM217 194H218V193H217ZM217 194H216V195H217ZM229 194H231V193H229ZM252 194H253V192H252ZM153 195H154V194H153ZM153 195H152V196H153ZM157 195H158V194H157ZM170 195H171V194H170ZM179 195H180V194H179ZM179 195L176 196V197H179ZM195 195H196V194H195ZM200 195H201V194H200ZM208 195H210V194H208ZM212 195H213V194H212ZM214 195H215V194H214ZM260 195H261V194L258 195V197H257L258 199H259V196H260ZM137 196H139V195H137ZM142 196H143V195H142ZM144 196H145V195H144ZM148 196H149V195H148ZM160 196H161V192H160ZM193 196H194V195H192V197H193ZM201 196H202V195H201ZM221 196H222V195H221ZM236 196H239V195H236ZM236 196H235V199H238ZM244 196H245V195H244ZM244 196H243V198H245ZM254 196H255V195H254ZM254 196H253V197H254ZM256 196H257V195H256ZM261 196H262V195H261ZM131 197H130V198H131ZM161 197H162V196H161ZM165 197H167V196H165ZM173 197L176 198L175 196H173ZM185 197H186V196H185ZM198 197H199V196H197V198H198ZM203 197H205V196H203ZM233 197H234V196H233ZM246 197H247V196H246ZM248 197H250V196H248ZM248 197H247V198H248ZM253 197H251L253 200L256 199L255 197H254V198H253ZM130 198H129V199H130ZM143 198H144V197H143ZM153 198H154V196H153ZM189 198H190V197H189ZM193 198H196V197L194 196ZM208 198H209V197H208ZM220 198H221V197H220ZM223 198H224V197H223ZM223 198H221V199H223ZM229 198H230V197H229ZM229 198H228V199H229ZM126 199H128V198H126ZM133 199H134V197L131 198L130 201H134ZM144 199H145V198H144ZM146 199H147V198H146ZM158 199H159V198H158ZM169 199H170V197H169ZM178 199H180V198H178ZM178 199H177V200H178ZM184 199H185V198H184ZM201 199H202V197H201ZM205 199H207V197H206ZM209 199H210V198H209ZM215 199H216V198H215ZM218 199H219V198H218ZM218 199H217V200H218ZM221 199H219V200L221 201ZM258 199H257V200H258ZM261 199L263 200V199H264V196H262ZM137 200H138V199H137ZM139 200H140V199H139ZM139 200H138V201H139ZM141 200H142V199H141ZM161 200H162V199H161ZM182 200H183V199H182ZM186 200H187V199H186ZM192 200H193V199H192ZM207 200H208V199H207ZM226 200H227V198H226ZM243 200H244V199H243ZM249 200H250V199H249ZM147 201L150 202V200H147ZM151 201H152V200H151ZM164 201H167V199H166V200L163 199V202H164ZM174 201H176V200H174ZM183 201H185V200H183ZM194 201H195V199H194ZM202 201H203V200H202ZM215 201H216V200H215ZM215 201H214V202H215ZM223 201H224V200H223ZM227 201H228V200H227ZM229 201H230V199H229ZM236 201H237V200H236ZM240 201H242V200H240ZM244 201H246V198H245ZM135 202H137V201H135ZM139 202H140V201H139ZM142 202H143V201H142ZM145 202H146V201H145ZM154 202H155V201H154ZM160 202H161V201H160ZM163 202H162L161 204H163ZM167 202H168V201H167ZM177 202H178V201H177ZM196 202H197V199H196ZM211 202H212V201H211ZM211 202H210V203H211ZM214 202H213V203H214ZM216 202H218V201H216ZM230 202H231V201H230ZM252 202H254V201H252ZM258 202H259V204H260V202L262 203V201H260V200L257 201V203H258ZM127 203H129V201H128ZM127 203H126V204H127ZM130 203H131V202H130ZM146 203H147V202H146ZM151 203H152V202H151ZM156 203H157V202H156ZM180 203H181V202H180ZM182 203H183V202H182ZM185 203H187V201H186ZM210 203H209V204H210ZM222 203H223V202H222ZM224 203H225V202H224ZM227 203H228V202H227ZM237 203H238V202H237ZM244 203H246V202H244ZM255 203H256V201H255ZM148 204H149V203H148ZM189 204H191V203L189 202ZM195 204H196V203H195ZM199 204H203V202H202V203H199ZM199 204L197 203V205H199ZM218 204H219V203H218ZM241 204H242V203H241ZM241 204H240V205H241ZM253 204H254V203H253ZM253 204H252V205H253ZM259 204H258V208H259ZM145 205L147 206V204H145ZM159 205H160V204H159ZM163 205H164V204H163ZM177 205H178V204H177ZM181 205L185 206L184 203L181 204ZM187 205H188V204H186V206H187ZM193 205H194V204H193ZM197 205H196V206H197ZM211 205H213V204H211ZM215 205H216V203H214V208H215ZM220 205H221V204H220ZM233 205H234V204H233ZM233 205H232V206H233ZM240 205H239V206H240ZM242 205H243V204H242ZM242 205H241V207H242ZM245 205H247V204H245ZM248 205H249V201H248ZM129 206H130V204H129ZM129 206H128V207H129ZM133 206H134L133 203H131V206H130V207H133ZM154 206H155V205H154ZM173 206H174V205H173ZM178 206H179V205H178ZM178 206H176L175 208L179 209ZM186 206H185V207H186ZM232 206H231V207H232ZM253 206H254V205H253ZM253 206H252V207H253ZM260 206H261V205H260ZM152 207H153V206H152ZM152 207H151V208H152ZM160 207H161V206H160ZM194 207H195V206H194ZM201 207L204 208V206H201V205H200V208H201ZM205 207H206V206H205ZM208 207H212V206H208ZM208 207H207V208H208ZM217 207H219V206H217ZM223 207H224V206H223ZM225 207H226V206H225ZM229 207H230V205H229ZM235 207H236V206H235ZM237 207H238V206H237ZM243 207H244V205H243ZM247 207H248V206H247ZM250 207H251V206H250ZM254 207H255V206H254ZM134 208H135V206H134ZM148 208H150V207H148ZM161 208H162V207H161ZM169 208H170V207H169ZM169 208H168V209H169ZM175 208H174V209H175ZM180 208H182V206H180ZM197 208H199V206H198ZM200 208H199V209H200ZM219 208H220V207H219ZM219 208H218V209H219ZM221 208H222V205H221ZM232 208H233V207H232ZM238 208H239V207H238ZM261 208H262V207H261ZM131 209H133V208H131ZM155 209H156V208H154V210H155ZM158 209H159V208H158ZM158 209H157V210H158ZM183 209H185V208H183ZM193 209H194V208H193ZM195 209H196V208H195ZM195 209H194V210H195ZM210 209H211V208H210ZM226 209H228V207H226ZM242 209H243V208H242ZM242 209L240 208V211H241ZM129 210H130V209H129ZM149 210H150V209H149ZM154 210H153V212H154ZM170 210H171V209H170ZM207 210H208V209H207ZM212 210H213V209H212ZM219 210H220V209H219ZM247 210H248V209H247ZM249 210H251V209L249 208ZM252 210H253V209H252ZM259 210H260V209H259ZM150 211H152V210H150ZM165 211H166V210H165ZM172 211H173V210H172ZM176 211H179V210H176ZM183 211H184V210H183ZM189 211H190V210H189ZM192 211H193V210H192ZM197 211L199 212L198 209L196 210V212H197ZM201 211H202V209H201ZM215 211H216V209H215ZM220 211H221V210H220ZM233 211H234V210H233ZM237 211H239V210L237 209ZM263 211H264V210H262V212H263ZM126 212H127V211H126ZM128 212H129V211H128ZM139 212H140V210H139ZM148 212H149V211H148ZM157 212H158V211H157ZM186 212H187V211H186ZM211 212H212V211H211ZM213 212H214V211H213ZM216 212H219V211H216ZM216 212H215V213H216ZM257 212H258V211H257ZM260 212H261V211H260ZM131 213H133V212H131ZM145 213H146V212H145ZM166 213H167V211H166ZM168 213H169V212H168ZM176 213H178V212H176ZM182 213H183V212H182ZM221 213H222V212H221ZM248 213H249V212H248ZM250 213H251V212H250ZM250 213H249V214H250ZM252 213H253V212H252ZM126 214H127V213H126ZM141 214H143V213H141ZM153 214H154V213H153ZM156 214H157V213H156ZM156 214H154V215H156ZM162 214H163V213H162ZM174 214H175V212H174ZM179 214H180V213H179ZM184 214H185V213H184ZM201 214H202V213H201ZM217 214H218V213H217ZM217 214H216V215H217ZM259 214H261V213H259ZM127 215H128V214H127ZM129 215H130V214H129ZM137 215H138V217H140L138 213H137ZM157 215H158V214H157ZM163 215H164V214H163ZM181 215H182V214H181ZM190 215H191V214H190ZM193 215H194V214H193ZM196 215H197V213H196ZM207 215H208V214H207ZM209 215H211V214H209ZM209 215H208V217H209ZM213 215H214V214H213ZM247 215H248V214H247ZM134 216H136V214H134ZM134 216H133V218H134ZM146 216L149 217V215H146ZM159 216H161V218H162V215H161V214H160ZM159 216H158V217H159ZM166 216H167V214H166ZM177 216H178V215H177ZM177 216H176V217H177ZM184 216H185V215H184ZM187 216H188V215H186V217H187ZM191 216H192V215H191ZM201 216H202V215H201ZM214 216H215V215H214ZM238 216H239V215H238ZM244 216L246 217V212H245V215H243V219H244ZM257 216H259V215H257V213H256V217H257ZM261 216H262V214H261ZM261 216H260V219H261ZM130 217H131V216H130ZM151 217H152V215H151ZM151 217H150V218H151ZM155 217H156V216H155ZM167 217H168V216H167ZM172 217H173V214H172ZM174 217H175V216H174ZM182 217H183V216H182ZM194 217H195V216H194ZM196 217H197V216H196ZM202 217H203V216H202ZM204 217H205V216H204ZM250 217H252V216H250ZM262 217H263V216H262ZM141 218H142V216H141ZM153 218H154V216H153ZM156 218H157V217H156ZM200 218H201V217H200ZM211 218H212V217H211ZM223 218H224V217H223ZM230 218H231V217H230ZM235 218H236V217H235ZM237 218H238V217H237ZM237 218H236V219H237ZM239 218H241V215H240ZM239 218H238V219H239ZM252 218H253V217H252ZM147 219H148L149 222H151V221L149 220V218H147ZM151 219H152V218H151ZM168 219H169V218H168ZM168 219H167V221H168ZM187 219H188V218H187ZM189 219H190V218H189ZM193 219H194V218H193ZM195 219H196V220H199V218H198V219L195 218ZM195 219H194V221H195ZM203 219H204V218H203ZM238 219L235 220V221H239ZM246 219H247V218H246ZM130 220H133V219H130ZM137 220H138V219H136L135 221L137 222ZM139 220H140V219H139ZM169 220H170V219H169ZM171 220H172V218H171ZM213 220H214V218H213ZM215 220H216V219H215ZM220 220H221V219H220ZM263 220H264V219H263ZM135 221H131V223H133V222H135ZM144 221H145V220H144ZM157 221H158V218H157ZM165 221H166V220H165ZM174 221H176V219H175ZM177 221H178V219H177ZM184 221H185V219H184ZM186 221H187V220H186ZM191 221H192V220H191ZM202 221H204V220H202ZM211 221H212V220H211ZM218 221H219V220H218ZM229 221H230V220H229ZM233 221H234V220H233ZM235 221H234V222H235ZM256 221H257V220H256ZM260 221H261V220H260ZM142 222H143V220H142ZM187 222H188V221H187ZM189 222H190V221H189ZM205 222H206V221H205ZM208 222H209V221H208V219H207V224H208ZM254 222H255V221H254ZM138 223H139V222H138ZM151 223H152V222H151ZM155 223H157V222H155ZM159 223L161 224V220H160ZM162 223H164V222L162 221ZM166 223H167V222H166ZM179 223H181V221H179ZM190 223H191V222H190ZM230 223H231V221H230ZM250 223H251V222H250ZM129 224H130V222L128 223V225H129ZM133 224H134V223H133ZM135 224H136V223H135ZM172 224H173V221H172ZM192 224H193V222H192ZM194 224H195V223H194ZM197 224H198V222H197ZM197 224H195V225H197ZM199 224L202 225V222L199 223ZM223 224H224V223H223ZM225 224H226V223H225ZM256 224H257V223H256ZM137 225H139V224H137ZM142 225H143V224H142ZM148 225H150V223H149ZM154 225H155V224H154ZM156 225H157V224H156ZM162 225H163V224H161V226H162ZM177 225H178V224H177ZM185 225H186V222H185ZM204 225H205V224H204ZM233 225H234V224H233ZM235 225H237V224L235 223ZM253 225H254V224H253ZM253 225H252V226H253ZM257 225H258V224H257ZM261 225H262V223H261ZM140 226H141V225H140ZM157 226H158V225H157ZM161 226H160V227H161ZM164 226H165V225H164ZM164 226H163V228H164ZM180 226H181V225H180ZM182 226H183V224H182ZM190 226H191V225H190ZM193 226H194V225H193ZM193 226H191V227H193ZM207 226H208V225H207ZM250 226H251V224H250ZM259 226H260V225H259ZM259 226H258V229L260 228ZM127 227H128V226H126V228H127ZM134 227H135V225H134ZM137 227H138V226H137ZM172 227H173V226H172ZM184 227H185V226H184ZM188 227H189V225H188ZM198 227H199V226H198ZM208 227H209V226H208ZM210 227H214V226L210 225ZM222 227H223V225H222ZM225 227H226V226H225ZM263 227H264V226H263ZM128 228H129V227H128ZM130 228H133V227H130ZM140 228H141V227H140ZM148 228H149V227H148ZM148 228L145 227V230H146V229L148 230ZM151 228H152V227H151ZM151 228H150V229H151ZM178 228H179V227H178ZM193 228H194V227H193ZM193 228H192V229H193ZM201 228H202V226H201ZM228 228H229V226H228ZM228 228H227V229H228ZM233 228H234V227H232V229H233ZM256 228H257V227H256ZM150 229H149V230H150ZM159 229H162V228H159ZM180 229H181V228H180ZM180 229H179V230H180ZM190 229H191V228H190ZM197 229L199 230L200 228H197ZM216 229H219V227L216 228ZM223 229H225V228L223 227ZM230 229H231V228H230ZM241 229H243V228H241ZM252 229H253V227H252ZM124 230H126V229L124 228ZM135 230H136V231H134V232L137 233V228H136ZM143 230H144V228H143ZM149 230H148V231H149ZM153 230H155V226H154ZM157 230H158V228H157ZM162 230H163V229H162ZM165 230H166V229H165ZM169 230H170V229H169ZM228 230H229V229H228ZM259 230H260V229H259ZM259 230H258V231H259ZM129 231H131V230L129 229ZM139 231H140V230H139ZM148 231H145V232H148ZM159 231H160V230H158V232H159ZM171 231H172V228H171ZM173 231H175V230H173ZM187 231H189V228H188ZM196 231H197V230H196ZM196 231H195L194 234L198 233V231H197V232H196ZM209 231H210V229H209ZM233 231H234V230H233ZM253 231H254V229H253ZM258 231H257V232H258ZM127 232H128V231H127ZM142 232H143V231H142ZM145 232H144V233H145ZM150 232H151V230H150ZM176 232H177V231H175V233H176ZM179 232H180V231H179ZM179 232H177V233H179ZM184 232H185V231H184ZM190 232H191V231H190ZM203 232H204V231H203ZM203 232H201V233H203ZM206 232H207V230H206ZM216 232H217V230H216ZM218 232H219V231H218ZM218 232H217V233H218ZM247 232H248V231H247ZM257 232H256V233H257ZM260 232H261V231H260ZM260 232H258V233H260ZM125 233H126V232H125ZM125 233H123V234H125ZM138 233H140V232H138ZM148 233H149V232H148ZM148 233H146V234H148ZM154 233H155V232H154ZM156 233H157V232H156ZM156 233H155V234H156ZM162 233H163V232H161V234H162ZM186 233H187V232H186ZM199 233H200V231H199ZM199 233H198V234H199ZM204 233H205V232H204ZM204 233L201 234V235H204ZM208 233H209V232H208ZM211 233H212V232H211ZM243 233H244V232H243ZM245 233H246V231H245ZM252 233H253V232H252ZM129 234H131V232H130ZM134 234H135V233H134ZM150 234H152V233H150ZM171 234L173 235V232H172ZM171 234H170V235H171ZM180 234H181V233H180ZM206 234H207V233H206ZM253 234L255 235V233H253ZM136 235H137V234H136ZM136 235H134V236H136ZM148 235H149V234H148ZM158 235H159V234H158ZM163 235H164V237H165V233H163ZM175 235H176V234H175ZM175 235H174V236H175ZM181 235H182V234H181ZM187 235H188V233H187ZM209 235L213 236V235L210 234V233H209ZM250 235H251V234H250ZM258 235H259V234H258ZM126 236H127V235H126ZM138 236H139V235H138ZM144 236H145V235H144ZM155 236H156V235H154V238H155ZM174 236H173V237H174ZM121 237H122V236H121ZM123 237L126 238L125 236H123ZM123 237H122V239H124ZM139 237H141V236H139ZM147 237H148V236H147ZM169 237H170V236H168V238H169ZM177 237H178V235H177ZM184 237H185V236H184ZM192 237H193V235H192ZM203 237H204V236H202V238H203ZM221 237H222V236H221ZM252 237H253V235H252ZM263 237H264V235H263ZM119 238H120V237H119ZM133 238H135V237H133ZM136 238H137V237H136ZM142 238H144V237L142 236ZM150 238H151V237H150ZM157 238H159V237H157ZM161 238H162V237H161ZM174 238H175V237H174ZM178 238H179V237H178ZM188 238H191V237L189 236ZM193 238H194V237H193ZM204 238H205V237H204ZM206 238H207V237H206ZM222 238H223V237H222ZM234 238H235V241H236V235H235ZM243 238H245V236H244ZM243 238H241V239L243 240ZM253 238H254V237H253ZM255 238H256V236H255ZM255 238H254V239H255ZM257 238H262V237H257ZM144 239H145V238H144ZM146 239H147V238H146ZM148 239H149V238H148ZM163 239H164V238H163ZM175 239H176V238H175ZM181 239H182V237H181ZM181 239H179L180 241H176V242H182ZM184 239H185V238H183V240H184ZM186 239H187V238H186ZM196 239L198 240L197 244L200 243V240H199L198 238H196ZM200 239H201V237H200ZM231 239H232V238H231ZM249 239H250V238H249ZM131 240H133V239H131V237H130V241H131ZM134 240H135V239H134ZM139 240L141 241V239H139ZM167 240H168V239H166V241H167ZM188 240H189V239H188ZM188 240H187V241H188ZM212 240H213V239H212ZM220 240H221V239H220ZM239 240H240V239H239ZM250 240H251V239H250ZM258 240H259V239H258ZM120 241H121V238H120V240H119L118 242H120ZM137 241H138V239H137ZM142 241H143V240H142ZM142 241H141V242H142ZM149 241H150V240H149ZM151 241H152V239H151ZM154 241L156 242V240H154ZM166 241H165V242H166ZM171 241H172V242H171ZM171 241H170L171 243H175V241H174V242H173V240H171ZM187 241H186V242H187ZM192 241H193V240H192ZM210 241H211V240H210ZM221 241H223V239H222ZM230 241H231V240H229V242H230ZM237 241H238V239H237ZM237 241H236V242H237ZM245 241H246V240H245ZM248 241H249V240H248ZM253 241H254V240H253ZM253 241H251V243H252ZM122 242H123V241H122ZM122 242H121V243H122ZM141 242H139V243L141 244ZM161 242H163V241H161ZM167 242H168V241H167ZM188 242L190 243L191 241H188ZM201 242H202V241H201ZM218 242H220V241H218ZM224 242H225V240H224ZM233 242H234V241H233ZM246 242H247V241H246ZM246 242H245V243H246ZM249 242H250V241H249ZM259 242H261V241L259 240ZM123 243H125V242H123ZM126 243H127V242H126ZM126 243H125V244H126ZM131 243H135V242H134V241H131ZM139 243L137 242V246H138ZM144 243H147V242L145 241ZM149 243H150V242H149ZM149 243H148V244H149ZM157 243H159V242H157ZM202 243H203V242H202ZM204 243H205V241H204ZM204 243H203V244H204ZM206 243H207V241H206ZM210 243H211V242H210ZM221 243H223V242H221ZM240 243H241V242H240ZM253 243L255 244V242H253ZM262 243H264V242H261L260 244H262ZM129 244H130V242H129ZM140 244H139V245H140ZM177 244H179V243H175L174 245H177ZM180 244L182 245V243H180ZM184 244H185V242H184ZM184 244H183V245H184ZM194 244H195V240H194V243L191 244V245H192L193 247H195V245H197V244H195V245H194ZM203 244H202V246H203ZM208 244H209V241H208ZM217 244H218V243H217ZM219 244H220V243H219ZM225 244H226V243H225ZM225 244H222V245H225ZM233 244H234V243H233ZM243 244H244V243H243ZM254 244H253V245H254ZM117 245H118V244H117ZM117 245H116V246H117ZM130 245H131V244H130ZM134 245H136V244H134ZM142 245H143V243H142ZM145 245H146V244H144V246H145ZM152 245H153V241H152ZM156 245H157V244H156ZM163 245H164V244H163ZM172 245H173V244H172ZM185 245H186V244H185ZM187 245H188V243H187ZM213 245H214V242H213ZM215 245H216V244H215ZM227 245H228V242H227L226 246H227ZM246 245H247V244H246ZM248 245H249V244H248ZM248 245H247V246H248ZM126 246H127V245H126ZM144 246H143V247H144ZM153 246H154V245H153ZM153 246L150 247L151 251H154V250H152V249H154ZM179 246H180V245H179ZM179 246H178V248H179ZM192 246H191V248H193ZM198 246H200V245H198ZM211 246H212V244L210 245V247H211ZM226 246H224V247H226ZM232 246L235 247V245H232ZM240 246H241V245H240ZM244 246H245V245H244ZM250 246H251V245H250ZM259 246H260V245H259ZM65 247H66V245H65ZM123 247H124V246H123ZM129 247H130V246H129ZM131 247H133V246H131ZM131 247H130V250H131ZM145 247H146V246H145ZM167 247H169V249H170V243H169V246H167ZM176 247H177V246H176ZM176 247H175V249H176ZM180 247H182V246H180ZM183 247H184V246H183ZM189 247H190V246H189ZM213 247H214V246H213ZM224 247H221V248L224 249V251H226V250L228 249V248H227L228 246L226 247L227 249H225ZM245 247H246V246H245ZM248 247H249V246H248ZM252 247H253V246H252ZM117 248H118V246H117ZM126 248H127V247H126ZM126 248H124V249H126ZM139 248H140V247H138V249H139ZM185 248H186V246H185ZM197 248H198V247H197ZM199 248H200V247H199ZM199 248H198V249H199ZM201 248H202V247H201ZM208 248H209V247H208ZM208 248H207V249L205 248V250H208V251H209L210 248H209V249H208ZM217 248H218V247H217ZM221 248H220V249H221ZM239 248L243 249L242 246L239 247ZM256 248H257V247H256ZM67 249H68V248H67ZM134 249H135V247H134ZM145 249H147V248H145ZM155 249H156V248H155ZM160 249H161V248H160ZM160 249H159V250H160ZM187 249H188V247H187ZM198 249H197V250H198ZM230 249H231V248H230ZM248 249H249V248H248ZM147 250H149V249H147ZM178 250L181 251V249H178ZM184 250H185V249H184ZM189 250H190V249H189ZM202 250H203V249H202ZM251 250H253V249H250V250H248V251L251 252ZM125 251H126V250H124V252H125ZM136 251H137V250H136ZM144 251H145V250H144ZM163 251L165 252V249H164V248H163ZM166 251H167V249H166ZM170 251H171V249H170ZM172 251H173V250H172ZM176 251H177V250H176ZM176 251H175V252H176ZM186 251H187V250H186ZM192 251H194V249H193ZM211 251H212V250H211ZM243 251H244V250H243ZM245 251H247V250H245ZM245 251H244V253H245ZM253 251H254V250H253ZM130 252H131V251H129V253H130ZM160 252H161V251H160ZM164 252H163V253H164ZM168 252H169V251H168ZM183 252H184V251H182V253H183ZM188 252H189V253H192L191 250L188 251ZM199 252H201V250H199ZM241 252H242V251H241ZM259 252H260V251H259ZM127 253H128V251H127ZM131 253H134V254H135V253H138V252H134V251H133V252H131ZM145 253H146V255H147V252H145ZM152 253H153V252H152ZM156 253H157V251H156ZM205 253L207 254V252H205ZM231 253H232V252H231ZM237 253H238V252H236V255H237ZM242 253H243V252H242ZM263 253H264V252H262V254H263ZM125 254H126V253H125ZM125 254H124V255H125ZM157 254H160V253L158 252ZM166 254H167V258L169 257V255H171V254H169V253H167V252H166ZM168 254H169V255H168ZM179 254H180V253H179ZM185 254H187V252H185ZM192 254H193V253H192ZM196 254L198 255L199 253H196ZM201 254H202V253H201ZM208 254H209V253H208ZM221 254H222V253H221ZM227 254H228V253H227ZM240 254H241V253H240ZM240 254H239V255H240ZM259 254H260V253H259ZM122 255H123V252H122ZM130 255L133 256V254H130ZM130 255H128V256H130ZM137 255H139V253H138ZM142 255H144V254H142ZM148 255H149V253H148ZM150 255H151V254H150ZM160 255H161V254H160ZM174 255H176V254H174ZM189 255L191 256V254H189ZM197 255H196V257H199V256H197ZM202 255H203V254H202ZM209 255H210V254H209ZM211 255H212V254H211ZM228 255H229V254H228ZM243 255H244V254H243ZM246 255H248V254L246 253L245 256H246ZM125 256H127V254H126ZM140 256H141V255H140ZM152 256H153V255H152ZM156 256H157V255H156ZM177 256H178V255H177ZM192 256H193V255H192ZM204 256H205V255H204ZM222 256H224V255H222ZM230 256H232V255H230ZM233 256H234V253H233ZM245 256H244V257H245ZM256 256H257V255H256ZM256 256H255V257H256ZM258 256H261V255H258ZM262 256H263V255H262ZM145 257H146V256H145ZM145 257H143V258L145 259ZM158 257L160 258V256H158ZM174 257H175V256H174ZM178 257H179V256H178ZM188 257H189V256H188ZM188 257H187V258H188ZM194 257H195V256H193V258H194ZM210 257H211V256H210ZM225 257H226V256H225ZM237 257H238V255H237L235 258H237ZM240 257H243V256H240ZM244 257H243L242 259H244ZM246 257H248V256H246ZM246 257H245V258H246ZM249 257H250V256H249ZM249 257H248V258H249ZM251 257H252V254H251ZM122 258H123V256H122ZM134 258H135V256H134ZM143 258H142V259H143ZM171 258H172V257H170V259H171ZM175 258H177V257H175ZM187 258H185V259H187ZM189 258L192 259V257H189ZM208 258H209V257H208ZM228 258H229V257H228ZM124 259H125V258H124ZM138 259H139V258H138ZM148 259H149V258H148ZM160 259H161V258H160ZM173 259H174V258H173ZM177 259H178V258H177ZM185 259H183V260H185ZM191 259H188V262H189ZM199 259H200V257H199ZM224 259H227V258H224ZM229 259H230V258H229ZM239 259H241V258H239ZM122 260H123V259H122ZM122 260H121V261H122ZM126 260H127V259H126ZM133 260H134V259H133ZM136 260H137V259H136ZM140 260H141V259H140ZM163 260H164V259H163ZM165 260L168 262L169 259L167 260V259L165 258ZM171 260H172V259H171ZM180 260H181V258H180ZM194 260H195V259H194ZM206 260H208V259H206ZM247 260H248V259H247ZM121 261H120V262H121ZM128 261H129V259H128ZM134 261H135V260H134ZM153 261H155V259H154ZM153 261H152V262H153ZM156 261L158 262V260H156ZM156 261H155V262H156ZM175 261H176V260H174V263H175ZM199 261L201 262V260H199ZM199 261H198V262H199ZM124 262H125V260H124ZM137 262H139V260H138ZM144 262H145V261H144ZM155 262H153V263L155 264ZM177 262H178V261H177ZM182 262H183V261H182ZM188 262H187V263H188ZM190 262H191V261H190ZM190 262H189V263H190ZM206 262H207V261H206ZM213 262H215V261L213 260ZM225 262H226V260H225ZM225 262H224V263H225ZM229 262H230V261H229ZM229 262H227V263H229ZM240 262H241V260H240ZM243 262H244V261H243ZM246 262H247V261H246ZM251 262H253V261H251ZM134 263H136V262H134ZM146 263L150 264L151 262L149 263L148 261H146L145 264H146ZM159 263H160V260H159ZM159 263H157V264H159ZM162 263H163V262H162ZM172 263H173V262H172ZM174 263H173V264H174ZM184 263H186V262H184ZM234 263L236 264V262H234ZM237 263H238V262H237ZM244 263H245V262H244ZM249 263H250V262H249ZM263 263H264V262H263ZM122 264H123V263H122ZM127 264H128V262H127ZM131 264H133V263H131ZM142 264H143V263H142ZM151 264H152V263H151ZM164 264H165V262H164ZM166 264H167V263H166ZM168 264H171V263L169 262ZM177 264H179V263H177ZM180 264H182V263H180ZM209 264H210V263H209ZM218 264H219V262H218ZM241 264H242V263H241ZM247 264H248V263H247ZM261 264H262V263H261Z\"/></svg>", "mask_w": 264, "mask_h": 264}]
</instances>
